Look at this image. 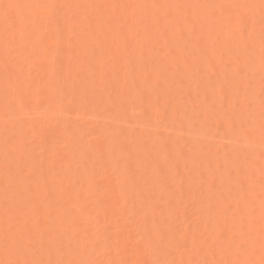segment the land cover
<instances>
[{"label": "rangeland", "instance_id": "rangeland-1", "mask_svg": "<svg viewBox=\"0 0 264 264\" xmlns=\"http://www.w3.org/2000/svg\"><path fill=\"white\" fill-rule=\"evenodd\" d=\"M11 1H12V4L14 3L18 7L17 8L14 7L15 9L12 8V10H8V8H6V6H7V3H8V5L9 4L11 5ZM30 1L29 0L28 1L27 0H0V3L4 4V5L0 4V9H1L0 10V138H2V139H0V141H1L0 142V184H1L0 185V234L2 233L1 234L2 237H3V233H4V235L7 234L8 236L5 237V238H7L6 240H8L10 236H11L10 240H12L13 234H14L13 236L17 237V238L14 237V240L17 241L14 243L15 246L12 245V248H13V246L16 247L13 249V250H15L14 254L12 251V256L17 255V257L16 256H13L10 258L8 257L9 256L8 253H11V250L9 248L11 246L10 245L11 243L9 244L8 242H4V246H3V243H0V247H1L0 249H2L0 251L1 252L0 256H2V257H0V260L1 259L4 260V259L8 258V260L10 259L9 260L10 264H35V263H37V264H53V263H55L53 261H55L56 259H57L56 260L57 263L62 262L63 264H70V263L71 264H83L84 262H85L84 264H87V262H90L92 260L91 261L92 263L99 264L97 261L99 259H102V257H100L101 252H102L101 249L106 246L105 243H109V240H110V243L112 244V245L111 244H109V245L113 246V247H111V249L114 248V250H112L113 251L112 252L111 249H109V250L105 249V251H108L110 253L112 252L113 254L112 253L111 254L113 256L110 254L111 260L112 259L114 260L120 256V253L122 252V250H120V249H123V248H120L122 246L121 244L123 243V242H120L121 238H119L117 240L114 239V237H115L114 231L116 230V228H119V229H122L124 231V233L125 232L128 233V231H130L129 234H132V232H134L133 233L134 235H130L131 238L134 236L132 239L130 238L129 234H127V235L125 234V238H126V236H128L129 239L132 240V241L129 240L130 241L129 242L130 248H129V251L127 250L128 252L125 253V254L128 253L127 257H129V254L134 255V253L138 251V256L135 255L136 258L139 257L141 254L143 256H146V254L148 253L147 254L148 260H149V256H150V260H152L151 258L153 257V259H155V257H156L155 255H157V256H160V258L161 257L165 258V264L166 263L170 264L169 263L170 261L169 262L167 261V260H169V257H170V260L172 259V262L177 261L176 264L181 263V261H182V264H194L195 261H192L190 263L191 260L188 261L186 257H184V258H186L184 260H181V259L179 260V258L182 254L179 257L177 256L178 254H180V252H183L184 250L188 249V247H189L188 245L191 244L189 239L191 240V237L193 236L194 237L193 240L195 239V242L198 241L196 243H199V242L202 243L203 242V244L205 243L207 245L208 242L209 243L212 242V244H213V246H211V248L209 245L206 246V248L209 247L210 249L213 250V251L207 250V251H209L207 253L210 254L211 257L213 258V261H212V259H210V257H209L210 255L208 256L206 254V256H207L206 257L205 255H203V253L201 251H199L200 249L197 250V246L195 245V247H196V250L194 251L195 255H197L201 252L202 253L201 257L205 256L204 258H202V260H200L201 262L204 259L207 260L209 258L210 260L208 259L209 260V261L207 260L208 262H204L205 264H211V262H213L212 264H215V263L219 264L218 262L220 261V259L222 257H223L222 258V260H223L224 256L230 255V254L222 255L225 250L223 251V253L221 250L226 245L225 249L226 250L229 249L226 252L231 253V257L229 256V259L227 260V262H225V264H232L231 262L234 260L233 259L234 258V256H233L234 250L232 251L231 249H233V248L236 249L235 248L236 244L233 245L234 243H232L230 241L231 239L228 238V236H229L228 228L224 229L223 226H221V228H220L218 225H216V226H218V227H216L213 224L216 231L212 230V231H210L211 233H209L210 228L208 226H206V224H208L209 222L205 223V221H207L209 219V217H211L210 219L216 217L212 221H214L217 224L218 221L220 222V216L217 217L218 212L223 213L225 211L221 215L222 217L224 216V214H226L225 216L229 217L230 212L233 214L236 213V215H237V213L239 214L240 210L238 212H235L234 209H236V208L240 209V207H242L244 205L247 207V209H252V208L256 209V207L258 208V206H256V205L260 204V201L262 198L264 199V193H262L263 197L261 194L258 195V192L261 193L260 190L264 188V182H263V180H264V152H262L263 149H262V151H259L260 149H258L261 147L264 148L263 147L264 145L263 146L258 145V143L261 144L260 142H263L262 138L264 139V137H262V132H260L262 124H264V93H263L264 92V85H262V87H261V83L264 84V81H263L264 80V78H263L264 72L262 70V69H264V66L261 68L260 67L261 63H258V65L256 64L257 61H259V60H257L258 55H259L258 50L259 49L261 50L260 46H262V45L257 46V44H260V42L255 43L257 41L256 38L258 35L260 36V37L258 36L259 38H261V39L264 38V13L261 12L258 16V13L256 14V11H254V9H256L257 7L255 6V4L253 5V3L258 2V0H252V3H251V0H246V1L245 0H224L225 2L222 0H220V1L219 0H133L132 1L133 4H132L131 0H54V2H56L55 4L60 5L62 7H58L54 11H49V10L44 9V8L36 7L38 9L39 13L37 12V14H36L34 12L35 15L33 13V11L35 9L32 10V8H33L32 5H33V3L35 4L36 0H30ZM37 1H38L37 4H45V3L50 2L48 0H37ZM260 2H262V0H260ZM31 3H32V5H31ZM26 4H29L28 6H30L31 8L28 7ZM128 4H130V5H128ZM22 5H24V6H22ZM258 5H259V3H258ZM86 6H87V8H86ZM104 6H107V7L105 8ZM259 6H262V4ZM112 7H115V8H112ZM109 8H110V12H107L109 10ZM130 8H133L132 9L133 11ZM134 9H135V11H134ZM203 9L205 10V12ZM5 10L8 13L7 16L5 15V12H6ZM130 11H131L133 16L129 15ZM133 12H135V13H133ZM27 14H28V16H27ZM253 16H254V18H253ZM11 17H12V19H11ZM131 18H132V20H131ZM195 19H197V20H195ZM251 19H254V20H252V22H251ZM227 20L229 21L228 23L226 22ZM255 22H257V24ZM250 23H252V24L249 25ZM62 24H64L63 27H62ZM94 27H95V30H94ZM252 27L254 29H252ZM225 28H226V30H225ZM248 29H251V30H249V33H248ZM177 30H179V31H177ZM252 30H253V32H252ZM178 32H179V34H178ZM18 33H20V34H18ZM90 33H94L93 34L94 36H91L92 34H90ZM257 33H259V34H257ZM23 34H24V36L26 35V38L23 36ZM39 34H41V35H39ZM252 34H254V35H252ZM17 35H20V36H17ZM255 35H256V38H255V40H253ZM40 36L42 38H40ZM20 37H24L26 40L22 39ZM20 39H22V40L20 41ZM246 40H248V41L246 42ZM110 41H112L113 44ZM193 41H194V43H193ZM252 41L253 42L255 41L254 42L255 44ZM244 42H246V43L244 44ZM37 43H39V44L37 45ZM118 43L121 45L122 48L120 47V45ZM171 43H172V45H171ZM234 43H236L237 46H235L236 44H234ZM249 43H251L252 45H250ZM62 45H64V46H62ZM70 45H72V47L69 48L70 49V51H69V49H67V47H70ZM114 45H115V47H114ZM58 46H60V47H58ZM174 46H175V49H174ZM251 46H252V49L250 48ZM254 46H256L257 49L253 50L255 48ZM82 47H83V49H82ZM258 47H260V48H258ZM243 48H245V49H243ZM55 49H58V51L57 50L55 51ZM167 49H168V53H167ZM209 49L212 51L210 52ZM234 49H236L238 52H240V54H237L238 52H236V54H235V52H233V51H235ZM246 49H247V52H246ZM59 50H62V51H59ZM80 50H82L83 52L81 51V53H79ZM122 50H123V53H122ZM248 50H249V52L252 50V52L249 53ZM58 52H61L63 55L65 53L64 58H66V60L62 57L63 55H61V59H60L59 58L60 55ZM241 52H243V53H241ZM46 53H47V55L48 54L49 55L46 56L45 55ZM56 53H58V55H59L58 56L59 61L63 59V61H60V62L56 61L60 66H58V65L54 66L53 65V64H57V63L53 62V59H52L53 58L52 55L54 56V54H56ZM78 53H79V55H78ZM211 53H213V54L211 55ZM245 53H246L247 59L244 57ZM139 55H141V56H139ZM260 55L263 58V60L261 59L260 62H262V64H264L263 63L264 62V57H263L264 54L260 53ZM72 56H73V58H72ZM186 56H187V58H186ZM198 56L200 59L198 58ZM206 56L208 59L210 57H212V58L209 60H206L207 59ZM254 56H256V58ZM70 57H71V59H70ZM233 57L236 59V61L233 60L234 59ZM49 58H51V59L47 60ZM118 58H120V59L118 60ZM99 60H100V62L103 60V62L100 63ZM195 60H196V62H195ZM210 60H211V62H210ZM201 61H204V62H201ZM31 62H33V63H31ZM69 62L72 63L71 66L69 65ZM148 62H150V63H148ZM187 62H189V63H187ZM213 63H215V64L213 65ZM256 65H257V68H256ZM18 66H20L22 69L21 68L18 69L19 68ZM146 66L149 68V70ZM42 67L45 69V71H44V69L42 70ZM51 67H52V69H51ZM55 67H57V68H55ZM180 67H182V68H180ZM99 68H101V70H103V71H100V73H98ZM49 69H50V71H49ZM57 69H58V71H57ZM212 69H213V71H212ZM232 69H233V71H232ZM256 69H257V71L259 69L260 70L258 72H256ZM21 70H23V71H21ZM20 71L23 73H21ZM68 71H70V72L68 73ZM220 71H222L221 75H219ZM44 72H45L46 76L42 77V73L44 75ZM124 73H125V75L127 74L126 77L124 76ZM224 74H225V76H227L226 79H224V77H225ZM235 74H237V75H235ZM15 75H16V77H15L16 80L18 79L20 81H18V80L17 81L15 80V82L11 81V79L14 80ZM102 75H103V77L101 78ZM185 75H186V77H185ZM194 75H196V76H194ZM8 76H10V77H8ZM99 76H100V78H99L100 80L98 81ZM137 76H139V78ZM192 76H193V78H192ZM208 76H209V78H208ZM65 77H66V79H64ZM136 77H137V79H136ZM175 77H176V79H175ZM243 77H244V79H243ZM157 78H158V80H157ZM196 78H197V80H196ZM259 78H261V79L259 80ZM7 79H8V81H6ZM23 79H25L26 82H24ZM31 79H33L34 83H32ZM69 79H70V82H69ZM222 79H223V81H222ZM2 80H3V82H2ZM153 80L159 81V83L160 82L161 83L158 84L159 86L155 85L154 83H158V82H153ZM195 80H196V82L194 83L193 81H195ZM258 81L259 82L261 81L260 84ZM30 82H31V85L29 84ZM199 82H201V83H199ZM231 82H232V84H231ZM9 83L11 86L8 85ZM17 83H18V87L16 88ZM72 83L74 86L72 85ZM126 83H128V84H126ZM137 83H138V85H137ZM148 83H150L151 85H149ZM19 84H21V85H19ZM22 84H24L26 87ZM179 84L181 85V87ZM211 84H213V85H211ZM68 85H70V87H67ZM194 85H196V87H198V86L199 87L196 88L195 90H192ZM221 85H223V86H221ZM71 86H73V87H71ZM201 86H202V88L200 89ZM10 87H14L17 93L15 92L14 88H10ZM182 87H183V89L179 90ZM204 87L205 88L209 87V88L204 89ZM219 87H222L221 90L219 89ZM144 88H145V90H144ZM173 88H174V91H173ZM213 88H214V90H213ZM203 90H205L206 92ZM216 90H218V92H216ZM21 91H23V92H21ZM84 91L85 92L87 91L85 93V95H84ZM120 91H123L124 93L120 92ZM178 91L179 92L181 91V92L179 93ZM192 91L193 92L195 91V94ZM222 91H223V93H222ZM254 91H255V93H254ZM11 92H13V93L11 94ZM18 92H20L21 94H19ZM141 92L145 93L144 96ZM8 93H10V95ZM206 93L208 96H206ZM217 93L219 94L218 96H217ZM159 94H160V96L158 98ZM27 96H28V98H27ZM142 96H143V98H142ZM16 97L18 98L17 101H16V99H17ZM219 98L221 101L219 100ZM247 98H248V100H247ZM19 99H21V100L23 99L22 102ZM37 100H39L38 101L39 103H37ZM18 101H20L21 104L18 105V103H19ZM34 102L37 104H34ZM229 102H231V103H229ZM162 103L165 105L162 106ZM180 103H182V104H180ZM67 104H68V106L66 107ZM223 105H224V107H223ZM18 106H20V107L17 108ZM7 107H8V109H7ZM154 107H155L157 113L155 112V110H153ZM181 107H183V108H181ZM228 108H229V110H228ZM179 109H181V111ZM177 110H178V112H177ZM204 110H205V112H204ZM15 111H17L16 112L17 114L15 113ZM18 111H19V113H18ZM152 111H153L155 116L152 115L153 113L151 114ZM161 111H162V113H161ZM217 111H219V113ZM240 111H241V113H240ZM176 112L178 114H176ZM202 112L204 113L203 115L205 117L203 115H201V118H200V116H198V115H200V113L202 114ZM34 113H36V114H34ZM15 114L16 115L19 114V115L16 116ZM3 115H5V116H3ZM156 115H158L157 119H156ZM215 115H216V117H215ZM256 115H258V116H256ZM213 117H215V118H213ZM31 118H34L33 120H35V121L31 122V120H32ZM211 118H213V119H211ZM218 118H219V120H218ZM226 118H228V119H226ZM154 119H156V120H154ZM225 120L227 121L228 124H226ZM247 121H249V122H247ZM222 122L225 123L224 125H226V127L223 125ZM250 123H251V126H250ZM259 123H261V124H259ZM217 125H221V126L218 127ZM223 127H224V129H223ZM249 128L251 130H253V129L254 130L250 131V130H248ZM13 129H14V131H13ZM223 130H225L226 133ZM22 131H23V133H22ZM223 132L226 134L225 136H224ZM257 133L260 134L261 140H260V137ZM211 134H214V135L217 134V137L215 138V136L213 135V138H211L212 137ZM254 134H256V135H254ZM251 136H252V138L253 137H256V138L252 139ZM68 138L71 141L70 140L68 141L67 140ZM4 139H6V140H4ZM97 140H99L100 143L103 145L100 146V144H98L99 141H97ZM248 140H249L250 144L248 143ZM251 140H253L254 142L251 143ZM7 141H8V143H6ZM72 141L75 142L74 145H73ZM258 141H260V142H258ZM168 142H169V144H168ZM173 142H175L176 145L173 144ZM19 143L21 144V146ZM69 143L70 144L72 143V145H70ZM143 143H144V145H143ZM14 144H16V145H14ZM245 144H246V146L249 145L250 147L244 146ZM253 144H254L255 148L251 147V146H253ZM4 145H7V146H4ZM98 145H99V147H98ZM174 145H175V147H174ZM68 146L71 148H69V149L66 148ZM102 146H103V148H100ZM170 146L174 150L172 148H169ZM109 147L110 148L112 147V149H114L116 147H118V148L114 149V151H113ZM9 148H11L12 150ZM14 148L17 149L18 151L15 150ZM25 148H26V150H25ZM106 148H107V150H105ZM250 148H252V149H250ZM102 149L104 151H102L100 153V150H102ZM254 149H256V150H254ZM13 150H15V151H13ZM73 150L75 151L74 153H73ZM175 150H176V152H174ZM22 151H24V152H22ZM82 151L86 152L84 154L85 157L83 155H81L83 153ZM18 152H19V154H18ZM252 152H254V153H252ZM260 152H262V153H260ZM69 153H70V155H69ZM71 153L73 154V156L75 155L74 158H73V156H71ZM135 153H136V155H135ZM256 153H258L257 158H259V159L252 160L253 157L256 158ZM76 155H78V156H76ZM148 155H150V156H148ZM252 155H253V157H252ZM142 156H143V158H142ZM177 156H179V157H177ZM235 156H236V158H234ZM134 157H135V159H134ZM151 157L152 158L154 157V158L152 159ZM82 158L84 160H82ZM125 158H129V159H126V162H124ZM164 158L166 160L165 162H166L168 167L166 165L164 167L161 164V162ZM238 158H240V159H238ZM80 159L82 161H80ZM160 160H161V162H160ZM80 162H82L84 164V166H85L84 169H83L84 166H81L83 164ZM85 162L87 164H85ZM123 162L125 163V165H123L124 164ZM158 162H159V165H157ZM163 162H164V160H163ZM175 162H176V164H175ZM220 162H222V163H220ZM239 162H240V164H239ZM77 163H79V164H77ZM195 163H197V164H195ZM232 163H234V164H232ZM65 165H67V166L65 167ZM161 165H162V167H161ZM194 166H197V167H194ZM175 167L177 168L176 170H174ZM231 167H233V168H231ZM234 167H236L238 169H236ZM125 168H126V170H125ZM228 168H229V170H228ZM244 168H246L247 170ZM239 169H241V170H239ZM249 169H251V170H249ZM203 172H205L204 175H202ZM250 172L251 173L253 172L252 175H250L251 174ZM98 174L99 175L104 174L105 176L108 174H111L113 179L108 178L109 175L106 177L104 175H102L103 177L100 178L101 175L99 176ZM140 174L142 177L140 176ZM197 174L199 176V179H198ZM224 175L227 177L226 178L227 181L224 180V178H225ZM89 176L94 181V182L91 181L93 183L91 185L95 184L94 187H96V186H97V188L100 187L104 193L106 191L108 193L109 190H107V189L108 188L112 189V187H111L112 185L114 186L113 187L114 189L116 188V190L112 189V191H110V194L113 195L112 196L113 199L110 197L111 195L109 193H108L109 195H107V193H106L107 196L106 195L102 196V194H103L102 191L99 192L100 188L99 189L94 188L95 190H97L95 192L96 195L93 193L95 195L94 198H98V196L100 194H101L100 196H102L101 198L99 197L100 199L97 201L96 200L94 201V198L92 197L93 201L96 203L98 202V204L100 203L99 201H101V204H99L100 207L103 208L101 210H104L105 206H106L105 207V209H106L107 205H108V208L110 210V207H109L110 205L107 201V198L108 199L110 198L113 200L112 201L109 199V201H111L110 204L112 206L111 207L112 211L110 210V213L114 212V210H116L117 213H119L117 208L119 209V206H121L123 208V205L126 204V203H124L125 201L127 202V204H128V202L131 203L129 207L130 208L132 207V208L130 209L129 207H127L128 205L126 204V206H125L126 209L124 208L123 212L121 211L119 214H116V215H115V212L111 213L112 214L111 216L113 218H115L114 220H111L112 217L109 216L110 213H107L108 214L107 216L109 218L107 216H104V215H106L105 211H104L105 213L102 212L104 214L103 215L104 218L102 216H98V217L95 215L93 216L92 214H94L93 213L94 211L92 209H94V208H92V207H93V205L95 206L96 203L95 204L92 203L93 204L92 207L90 206L91 210L89 208L87 209L88 211L86 209L84 211V208L78 209L79 207H77V206H79V203H81V202L83 203V200L85 201L84 198H85L86 193L83 192L85 195L80 193L84 197L82 195L78 194V195H80L79 197H81V198L83 197V198L82 199L79 198V202L76 203L77 204V206H76L74 202H77V201L72 202V199L76 200L77 199L76 197H78V196L75 195L76 194L75 191L71 190L73 187L71 189H70V187L73 186V184H75L76 186H74V188H75V190H77L78 188L76 189V187H79V183H80L82 186L81 189H80L81 186L79 187L80 190H87V191H91V193H92L94 191V190H92L93 187L87 186V185H90V182L87 183V185L85 183L86 178L87 177L90 178ZM1 177L4 178V181H3V178H1ZM72 177H75L76 180L78 178L79 179L81 178L80 180H82L83 185L79 179H78V181H80V182L76 181L77 184L71 182L74 179ZM83 177L84 178L86 177V178L84 179ZM222 177H223V179H222ZM249 177L253 180H249L250 179ZM6 178H8V179H6ZM53 178L58 179L59 184H61L63 182L65 183V181H66V183H65V185L61 184V187H60L58 184V181L53 180ZM65 178H69V179L71 178L70 179L71 181H69V179L65 180ZM114 178L115 179L118 178V180H115ZM135 178L140 179L141 182L137 181V179H135ZM210 178H212V179H210ZM60 179H62V180H60ZM107 179H109V180L111 179L112 181L114 180L115 182H112V181L109 182ZM152 179H155L156 181L152 180ZM219 179H221V181H217ZM160 180H161V183L159 184ZM222 180H223V182H222ZM243 180L245 182H242ZM67 181L69 182V184H71V183H73V184L68 185V187H66V185L68 184ZM136 181L139 182V183H137V186L135 185ZM150 181L152 184L149 183ZM224 181H226L227 183L226 182L224 183ZM129 182H131V183H129ZM133 182H134V184H133ZM208 182L211 184H209ZM220 182H221V185H219ZM140 183L141 184L143 183V184L141 185ZM191 183L193 185L192 187H190ZM207 183L209 186H207ZM254 184H256V186L259 185L258 188L255 187L256 190L258 189V191L252 190L253 192H257V194H251L252 191L251 190H250L251 192L249 191V188H251V186H253ZM129 185L133 186V188L137 187V188H134V190H132V194H133L132 197L134 199L131 198L136 203L133 201L130 202L128 199L126 200V198H124L125 199L124 202L121 200V198L118 199L119 196L122 198L125 197L124 194L128 190H129L128 192H130V189H128L130 187ZM138 185H141L140 187L142 189H144L143 186H145V188H147V189H144V190L141 189L142 192H140V191H138L140 188ZM165 185H166V187H165ZM212 185H213V187H212ZM224 185H226V186L224 187ZM247 185H248V187H247ZM188 186L190 188H188ZM89 187L91 190L89 189ZM149 187H151V188L149 189ZM164 187H165V189H164ZM222 187H223V189H221ZM74 188H73V190H74ZM153 188L155 189V191ZM158 188H159V190H158ZM193 188L196 190H194ZM198 188H199L200 192L198 191ZM189 189H190V191L192 190V192H189ZM210 189H211V191H210ZM118 190H119V193H118ZM124 190H127V191L125 192ZM147 190H150V191L148 192ZM120 191H121V193H123V192H125V193H123V195H122L120 193ZM146 191L148 192V194L145 193ZM248 191L250 192V194ZM20 192H21V194H19ZM111 192H113L115 194H112ZM167 192H169V193L171 192V194H173L174 192L175 193H174V196H172L171 194H167ZM247 192H248V194H247ZM73 193H75L74 194L75 198H72ZM134 193H138V194H134ZM140 193H142V194H140ZM191 193H193V194L191 195ZM10 194L12 196H9ZM65 194L68 195L69 197L72 196L71 198H69V201H71L70 202L71 204L67 201L68 196H65ZM70 194H71V196H70ZM88 194H90V193L88 192ZM119 194H121L122 196ZM165 194H167V195H165ZM178 194H179V196L182 195V197H180V198L177 197ZM90 195H92V194H90ZM114 195H116L117 197ZM134 195H136V196L138 195V196L135 197ZM168 195H169V197H168ZM189 195H191V196H189ZM195 195L198 196L199 199L197 197H195ZM14 196H15V198H14ZM104 196H106V197H104ZM159 196H162V199H161V197L159 198ZM86 197H87V195H86ZM115 197L117 198L116 200H115ZM149 197L150 198L152 197L153 199L152 198L150 199ZM184 197H185V200L187 199V201L189 199H192V198H193V200L192 201L190 200L188 202L184 200L185 201L184 202L183 201ZM3 198L5 200H3ZM89 198H91V197L89 196ZM195 198H197V199L195 200ZM242 198H243L244 202L241 201ZM80 199H81V201H80ZM140 199H142L144 201L146 200V202H147L146 204H148L149 201L151 203L153 201V203H155L154 209L156 208L155 206L158 207V209H155L156 214L160 213L157 215L160 216L163 214L164 216L163 215L160 216L161 218L158 216L156 218L154 217V218H152L153 220L151 218H149V219L147 218V222L142 223L141 220L147 216L150 217L151 213H152L150 211L153 210V213H154V209H152L153 204L149 208L150 203L148 204V206H146L144 204V202L141 201ZM165 199H166V201L169 199V201L167 202L168 204L165 203L166 202ZM170 199H172V201ZM176 199H177V201H179L178 204H177V201H175ZM180 199H182L181 200L182 202H180ZM259 199H260V201H259ZM157 200H158V203H157ZM86 201L91 203V201H89L88 198H86ZM121 201L124 204H122ZM195 201H197V202H195ZM235 201H237L236 204H235ZM245 201H247V202H245ZM114 202L118 203L117 206H116V204H114ZM138 202L139 203L141 202L142 205L138 204ZM191 202H195L196 204L192 203L193 204L192 205ZM230 202H231V204H230ZM9 203H12V204H9ZM156 203L158 205L159 204L160 205L158 206ZM172 203H173V205H172ZM83 204L84 205L86 204L89 206V204H87V202H85ZM209 204H210V207L208 206ZM239 204L240 205L242 204V206H240ZM113 205H114V207H113ZM196 205H197V207H196ZM74 206L77 207L78 212H80V210L81 211L83 210V212L85 213L84 214L82 212L83 216L80 213H79L80 215L77 214V216H80V218L82 217L81 219L78 218L77 216H75L78 220L80 219V221H78L76 218H74V221H73V219H71L74 215H76V213H78V212H75L77 210L75 208H73ZM96 206H97V204H96ZM192 206L194 207V209ZM224 206H225V208H224ZM37 207H40V210ZM41 207H44L45 210H43L42 212L45 211V214L44 213L42 214V212L39 213V211L42 210ZM121 207H120V209H122ZM138 207H140V208H138ZM163 207H164V209H163ZM178 207L180 210L176 209ZM229 207H231V208H229ZM32 208H34V209H32ZM145 208L147 209L146 211H144ZM159 208H161V209H159ZM196 208H199V210L197 209L198 211H196ZM208 208L209 209L211 208L210 211ZM263 208H264V206H263ZM35 209L38 212H36ZM48 209H50L52 215ZM182 209L184 212H182ZM228 209H230V211ZM89 210L93 211V212H90ZM161 210L165 213H162ZM200 210H202L201 213H199ZM171 211H173V214L171 213ZM193 211H195V212H193ZM53 212H54V215H53ZM55 212H57V214H55ZM143 212H145V213L142 214ZM168 212L171 213V215H170L171 217L169 216ZM202 212H204V213L202 214ZM88 213H90L91 215ZM95 213L97 214V212H95ZM121 213L124 216H122ZM146 213H148V214L145 215ZM167 213H168V215H167ZM174 213L176 215H174ZM180 213L183 215H181ZM184 213L186 215H184ZM192 213H195V214L192 215ZM37 214L39 215L38 217H37ZM100 214H101V211H100ZM156 214H155V216H156ZM188 214L189 215L191 214V216H189ZM196 214L201 215L202 217H205V218L207 217L208 219L203 218L205 220L204 221L203 219H201L202 217L200 216L199 217L200 220H199V218L197 217ZM207 214H209V215L207 216ZM19 215L22 217H19ZM34 215H36V216H34ZM50 215H51V218H50ZM57 215H60V216H57ZM85 215H90V216H87V219H89L88 217H92L91 219H93V217H94L93 220L97 219V220H95V222L97 221L99 224H96V223L95 224L98 227L94 226L93 228L91 227V228H88L89 230H87L86 228H87V226L89 227L91 225V224H89V222H91V221L86 222L87 224L86 223L80 224L81 220L83 219V217ZM119 215L123 219H125L126 221L123 220ZM172 215L175 216L174 217L175 219H173V220L171 219L173 217ZM177 215L178 216L180 215V217H178ZM236 215L234 214V216H232V217L235 219L237 217ZM247 215H248V213H247ZM52 216L60 217V218L54 219V217H52ZM63 216H64V218L67 217V218H65L66 221L69 218L71 219V220L69 219L70 221L68 220V222H67V225L69 224L68 228L65 227L66 225H64L65 220L63 219ZM134 216L136 218H133ZM153 216H154V214H153ZM183 216H185V217H183ZM225 216H224V219H225ZM99 217H101V219ZM119 217L121 218V220H119L120 219ZM129 217H130V219H132L131 221H130V219L128 220ZM141 217H144V218L141 219ZM181 217L184 218V221H183V219L181 220ZM21 218H24L25 220L21 219ZM35 218H37V222L35 224V225L38 224L37 229H36V227H34L35 225H32V223L34 222L33 220ZM102 218L105 222L102 221ZM105 218H107L106 219L107 221L105 220ZM116 218L117 219L119 218V219L117 220ZM177 218L179 219V221L177 220ZM59 219L60 220L63 219L62 224L59 223V221H58ZM75 219H76V221H75ZM84 219H85V217H84ZM109 219H110V221H109ZM133 219H135V220H133ZM189 219L191 221H188ZM229 219H231V218H227V220L225 219L226 220L225 222L227 224V225L225 224V227H229L232 224ZM248 219H250V217ZM28 220H30L31 222ZM115 220H117V222L120 224V226L117 222H115ZM185 220H186V223H185ZM201 220H202V222H200ZM16 221L17 222L19 221L18 224L16 223ZM25 221H26V223L24 224ZM111 221L112 222L114 221L116 224L113 225V223ZM181 221L183 222V224L180 223V224H182V228H181V225L179 224V222H181ZM29 222L31 223V225L29 224ZM82 222H83V220H82ZM92 222H94V221H92ZM106 222H108L109 225L111 223V225L110 226L107 225L108 223H106ZM124 222H127L126 224H129V225L131 224V226L129 227L128 225L124 224L125 225V227H124V225H123ZM174 222L176 224L178 223V226H180L181 230L183 229V227L188 226L187 227L188 232L191 233V230H192L194 234L196 233L195 231L197 230L198 227H199V229H198L199 231H200L201 227L202 228L204 227L203 230H205L206 229L205 227H207L208 230H206V231H203L201 229V231L199 232L197 230L198 234L204 232V233L200 234V237L202 236V238L205 240L200 238L199 235L196 236L197 233L195 235L193 233H191V235L193 234L191 237L187 236V235H189V233L187 232L186 236L189 237V239L185 237L184 238L185 240L182 238L183 242L182 241L177 242L181 246L178 245L175 247V245H177V243H176L175 245L173 244L174 246H172V244H169V246L171 245L172 248L168 247V245H167L168 243L164 244L167 242L166 239L169 238L168 233L170 235L172 233H174L173 228L176 229V231L181 232L180 228L174 227V226H176L173 224ZM20 223L22 225L24 224L23 225L24 227L22 225H20ZM144 223L146 225H147V223L150 225V226L147 225L148 228L152 227V225H153V228L155 230H153V229H152V231H150L151 229L148 230L147 226H145ZM151 223H154V224H151ZM53 224L55 225V227ZM70 224H71L72 228H70ZM95 224H93V225H95ZM132 224H133V228H131ZM164 224H166V225H164ZM200 224H204L205 226L204 225L200 226ZM56 225H57V229H55ZM80 225H81V227H77V229L80 228V229H78V232L77 233L74 232L76 236L75 235L73 236V234H72L73 232L70 233L69 231H73L74 227L80 226ZM115 225H117L118 227ZM103 226H106V227L102 228ZM143 226H145L147 228V230ZM235 226H237V225H235ZM99 227L102 229V232H104L105 235L108 234L109 237L112 235L114 236L111 238L114 242L111 239H108V237H107L108 242H106L107 241L106 237L104 240H101V243L99 245L101 246L102 242H104L103 244L105 245L104 246L102 244L101 249H100V246L97 245L98 240L96 239L97 237L102 238L101 235L103 236V233L99 234L97 231V230H99ZM159 227L162 229H160ZM19 228H21V229H19ZM94 228H96L97 230ZM195 228H196V230H195ZM216 228H220V229H216ZM237 228H238V226H237ZM67 229H69V231ZM75 229L76 228H74V230ZM92 229H93V231H90ZM104 229H106L105 231H108V232H105ZM259 229H261V228H259ZM122 230H120V231H122ZM142 230H144V232H142ZM185 230H186V228H185ZM185 230H184V233H185ZM244 230L243 231L246 233L247 229H244ZM15 231H17V232L15 233ZM60 231H62V233H60ZM117 231H118V229H117ZM18 232L21 235H18ZM141 232L144 234H142ZM145 232H147V233L145 234ZM180 232L179 233L175 232V233L177 234V236L183 235V234H180ZM206 232H208V233H206ZM218 232H220L221 235H219ZM254 232L252 233V235L254 234ZM8 233H11L12 235H10ZM100 233H101V231H100ZM138 233H140V234H138ZM149 233H151V234H149ZM260 233H261L260 235H262L263 231H261ZM24 234H25V236H24ZM28 234H30V235H28ZM69 234H71V235H69ZM83 234H85L84 236L86 237L85 241H87V238H88L87 243H90L89 241H91V242L95 243L94 246L97 245L99 247V250H101L100 254H99V252L97 253V256L99 254V256H98L99 258L96 259L97 261L93 257V256L97 257L96 255H94V252H93V254L92 253L90 254V252H89L92 250V248H90L92 246V243L88 244V246H87L86 242L83 241L84 238H81V237L80 238L82 239V241H79V239H80L79 236H83ZM89 234H93L97 242L95 240H93L94 238L91 239V236H93V235H89ZM135 234H138V235H135ZM164 234L167 235V237H165ZM176 234H175V237H176ZM208 234L210 236L209 238H208V236L203 237V235H208ZM39 235H40V238H39ZM57 235H59V236H57ZM144 235H147V237H144ZM150 235H152L153 238L154 237L157 238V243H158L159 237L160 238L163 237V238L160 239L161 242L159 241V243L156 244L155 239L152 240L155 243L150 242L151 239H148L149 237H151ZM161 235H163V236H161ZM236 235H238V234H236ZM34 236L36 239L34 238ZM53 236H55L56 238ZM70 236L72 237V239L75 237L74 241L72 239L68 238ZM211 236H214V237H211ZM217 236H218V239L216 240ZM2 237H0V238L3 239ZM18 237H20V238H18ZM57 237H59V238H57ZM171 237L172 236H170V238ZM220 237H222V238H220ZM51 238H53L54 241H53V239L51 241ZM199 238L202 239V241L199 240ZM29 239H31V242H29ZM75 239H77V240H76L75 246H73L74 245L73 242H75ZM177 239H179V236L177 237ZM177 239L173 240V242L177 241ZM3 240H0V242L1 241L3 242ZM19 240H20V243H19ZM144 240L151 243V244L149 243L151 245L149 247V248H151L150 251L148 250L149 248L147 250L149 252H152L151 253L152 257L148 251H147V253L142 252V250L145 249L144 246L145 245L147 246V244H143V243H146ZM180 240H181V237H180ZM206 240H207V243H206ZM24 241H25V243H24ZM26 241H27V243L29 242V245L26 243ZM171 241H169V242L171 243ZM184 241H185V244H183ZM223 241H225V243L229 242L228 245H230V246H228L227 243L225 244ZM21 242H23V243H21ZM69 242H70V244H68ZM80 242H82V243L84 242L85 244L84 243L83 244L81 243V245L77 244ZM131 242H133V243L136 242V243L135 244L132 243L133 244L132 245ZM137 242L138 243L141 242V243L138 244ZM5 243H6V245H5ZM222 243H224V245ZM7 244H9L10 246H8ZM24 244H26V245H24ZM115 244L117 247L115 246ZM136 244L139 246H137ZM159 244H160V246H159ZM199 244H197V245H199ZM205 244L203 246L201 245L200 247L205 248ZM82 245L83 246L86 245L85 246L86 251H84L85 249L84 250L82 249V248H84V247H82ZM109 245H107V246L109 247ZM131 245L132 246L136 245V246H134V248L137 249L136 251H133L134 252L133 254H131L132 252H130V250H134ZM7 246H8V248H5ZM179 246L181 248H184V250H180L181 248ZM232 246H234V247H232ZM80 247H82L81 250H80ZM87 247H88V249H87ZM160 247H163L164 249H162ZM177 247L179 249V250L178 249L177 250L180 251L179 253H178V251L175 250ZM195 247L194 246L189 247L190 251L192 250V248H195ZM200 247H198V248H200ZM3 248H4V250L9 249L8 251H10V252H8V251L5 252L3 250ZM93 248L96 249L97 247L96 248L93 247ZM117 248H120V249H117ZM165 248L172 249L173 252L176 251L177 254H176V252L173 253L172 250H167ZM76 249L79 251H77ZM189 249H188V251H189ZM82 250H83V252H85L84 255H83ZM97 250H98V248H97ZM118 250H120V253L118 252ZM165 250L168 252L163 253ZM64 251H66V252H64ZM87 251L89 254L87 253ZM155 251H156V254H155ZM188 251H186V252L188 253ZM48 252L51 254H49ZM54 252L57 253V254L53 255L54 258L57 257L55 259L52 257V254ZM60 252L62 254L64 253L66 258L65 257L63 259H62V257L60 258V256H64V255H61ZM160 252H161V254H160ZM186 252H185V254H186ZM196 252H197V254H196ZM215 252H218L217 255ZM70 253H71V255H70ZM102 253H104V251ZM139 253H141V254L139 255ZM166 253L167 254L169 253L170 255L169 254L166 255ZM192 253H193V251H192ZM214 253L216 256L214 255ZM220 253H222V254H220ZM6 254H8V256ZM107 254H106V252H105L106 256L103 254L105 256V259H108L106 257L110 256L109 253H107ZM153 254H155L154 255L155 257L153 256ZM218 254L222 257L220 258V256ZM256 254H257V252L255 253V255ZM87 255H89V256H87ZM116 255H117V257H116ZM165 255L169 256V257H167L168 259L165 257ZM70 256L71 257L73 256L74 259L71 258ZM121 256H122V254H121ZM125 256L126 255H124V259H125ZM135 256H133V258ZM173 256H175V257H173ZM191 256L197 257V259H199L198 257H200V255L194 256L193 254ZM5 257H7V258H5ZM82 257L84 259H85V257H86V259H87V257L91 258V259H87V261H85L86 260L85 259L83 261ZM58 258H59V260H58ZM70 258H71V260L69 261ZM133 258L131 257L130 260H128L129 263L126 261L127 259L122 260L123 261L122 263L123 264H126V263L127 264H132V263L133 264H142L141 261H140L141 263L140 262L137 263L138 261L135 260L136 258H134V259ZM160 258L157 257V259H159V260H160ZM176 258H178V259L176 260ZM227 258L228 257H226L225 260H223V262H221V261L220 262L224 264V261H226ZM51 259L53 261H51ZM61 259L64 260L65 262L60 261ZM75 259H77V260L80 259V261L77 262V260H75ZM105 259H103V260H105ZM29 260L34 261V263L32 261L29 262ZM214 260H215V262H214ZM67 261H68V263H67ZM106 261L107 260L103 261V263L106 264L107 263ZM110 261H108V262H110ZM115 261L116 260H114V262L111 261V264H114ZM130 261H132V262H130ZM200 261H199V263H201ZM2 262L5 264L6 260H4ZM154 262H155V260H154ZM157 262L158 261L156 260L155 263H157ZM261 262H263V260ZM122 263H120V264H122ZM163 263L164 262H162V264ZM204 263L202 262L201 264H204ZM0 264H2L1 261H0ZM147 264H149V263H147ZM172 264H175V263H172ZM241 264H243V263H241Z\"/></svg>", "mask_w": 264, "mask_h": 264}, {"label": "bare ground", "instance_id": "bare-ground-1", "mask_svg": "<svg viewBox=\"0 0 264 264\" xmlns=\"http://www.w3.org/2000/svg\"><path fill=\"white\" fill-rule=\"evenodd\" d=\"M27 1H28V0H27ZM29 1H30V0H29ZM48 1H50L49 3H56V2H54V0H52V1H51V0H48ZM132 1H133V0H131V2H132ZM219 1H220V0H219ZM222 1H224V0H222ZM222 1H221V2H222ZM245 1H246V0H245ZM1 2H2V1H1ZM3 2H4V1H3ZM30 2H31V1H30ZM37 2H38V1L36 0V1H35V4L33 3V5H32V3H31V5H32V7H33L32 10H34V9L36 10V11L34 10L33 13L35 12L36 14H37V12H38V9H37L36 7H34V6L37 4ZM224 2H225V1H224ZM243 2H244V1H243ZM255 2H256V1H255ZM85 3H86V2H85ZM251 3H252V0H251ZM258 3H259V5L262 4V2H260V0H258V2L253 3V5L255 4V6H256L257 8L255 7L256 9H254V8H253V9H254V11H256V14L258 13V16H259V14H260L261 12L264 13V7L259 6ZM0 4L2 5L3 3H0ZM13 4H14V3H13ZM13 4H12V1H11V5H13ZM18 4H19V3H18ZM132 4H133V2H132ZM132 4H131V5H132ZM220 4H221V3H220ZM222 4H223V3H222ZM3 5H4V4H3ZM7 5H8V3H7ZM9 5H10V4H9ZM14 5H15V4H14ZM26 5L28 6L29 4H26ZM37 5H38V4H37ZM128 5H130V4H128ZM195 5H196V4H195ZM207 5H208V4H207ZM232 5H233V4H232ZM22 6H24V5H22ZM132 6H133V5H132ZM177 6H178V5H177ZM17 7H18V6H17ZM17 7H15V8H17ZM28 7H30V6H28ZM104 7L106 8L107 6H104ZM235 7H236V6H235ZM15 8H14V9H15ZM23 8H24V7H23ZM26 8H27V7H26ZM30 8H31V7H30ZM86 8H87V6H86ZM105 8H104V9H105ZM112 8H115V7H112ZM174 8H175V7H174ZM193 8H194V7H193ZM262 8H263V9H262ZM107 9H108V8H107ZM130 9L132 10L133 8H130ZM204 9H205V8H204ZM204 9H203V10H204ZM0 10H1V9H0ZM8 10H12V8H11V9H8ZM18 10H19V9H18ZM21 10H22V9H21ZM27 10H28V9H27ZM172 10H173V9H172ZM179 10H180V9H179ZM182 10H183V9H182ZM199 10H200V9H199ZM260 10H261V11H260ZM5 11H6V10H5ZM19 11H20V10H19ZM25 11H26V10H25ZM28 11H29V10H28ZM132 11H133V10H132ZM134 11H135V9H134ZM12 12H13V11H12ZM90 12H91V11H90ZM107 12H110V8H109V10H108ZM107 12H106V13H107ZM166 12H167V11H166ZM204 12H205V10H204ZM35 13H34V15H35ZM38 13H39V12H38ZM133 13H135V12H133ZM193 13H194V12H193ZM11 14H12V13H11ZM63 14H64V13H63ZM63 14H62V15H63ZM253 14H254V13H253ZM65 15H66V14H65ZM65 15H64V16H65ZM129 15H130V16H133L132 13H131V11H130V14H129ZM254 15H255V14H254ZM27 16H28V14H27ZM37 16H38V15H37ZM193 16H194V15H193ZM13 17H14V16H13ZM69 17H70V16H69ZM82 17H83V16H82ZM221 17H222V16H221ZM223 17H224V16H223ZM251 17H252V16H251ZM255 17H256V16H255ZM201 18H202V17H201ZM224 18H225V17H224ZM253 18H254V16H253ZM11 19H12V17H11ZM133 19H134V18H133ZM131 20H132V18H131ZM195 20H197V19H195ZM246 20H247V19H246ZM252 20H254V19H251V22H252ZM106 21H107V20H106ZM202 21H203V20H202ZM247 21H248V20H247ZM256 21H257V20H256ZM223 22H224V21H223ZM226 22L228 23L229 21L227 20ZM238 22H239V21H238ZM202 23H203V22H202ZM255 23L257 24V22H255ZM225 24H226V23H225ZM251 24H252V23H250L249 25H251ZM8 25H9V24H8ZM63 25H64V24H62V27H63ZM228 25H229V24H228ZM96 26H97V25H96ZM62 27H61V28H62ZM174 27H175V26H174ZM250 27H251V26H250ZM59 28H60V27H59ZM228 28H229V27H228ZM62 29H63V28H62ZM96 29H97V28H96ZM175 29H176V28H175ZM221 29H222V28H221ZM252 29H254V28L252 27ZM58 30H59V29H58ZM94 30H95V27H94ZM201 30H202V29H201ZM219 30H220V29H219ZM225 30H226V28H225ZM249 30H251V29H248V33H249ZM56 31H57V30H56ZM59 31H60V30H59ZM73 31H74V30H73ZM73 31H72V32H73ZM177 31H179V30H177ZM255 31H256V30H255ZM255 31H254V32H255ZM60 32H61V31H60ZM175 32H176V31H175ZM180 32H181V31H180ZM229 32H230V31H229ZM232 32H233V31H232ZM252 32H253V30H252ZM56 33H57V32H56ZM58 33H59V32H58ZM250 33H251V32H250ZM18 34H20V33H18ZM90 34H92L91 36H94V35H93L94 33H90ZM178 34H179V32H178ZM257 34H259V33H257ZM39 35H41V34H39ZM250 35H251V34H250ZM252 35H254V34H252ZM17 36H20V35H17ZM23 36H24V34H23ZM258 36H259V35H258ZM258 36H257V38H256V35H255L253 40H255V38H256L257 41H256V42L254 41V42H255V43L260 42V44H257V46H258V45L260 46V45H262V39H264V38L261 39V38H259L260 36H259V37H258ZM24 37L26 38V35H25ZM24 37H20V38L25 39ZM115 37H116V36H115ZM196 37H197V36H196ZM247 37H248V36H247ZM13 38H14V37H13ZM13 38H12V39H13ZM17 38H18V37H17ZM40 38H42V37L40 36ZM248 38H249V37H248ZM251 38H252V37H251ZM22 39H20V41H21ZM31 39H32V38H31ZM36 39H37V38H36ZM25 40H26V39H25ZM32 40H33V39H32ZM80 40H81V39H80ZM180 40H181V39H180ZM251 40H252V39H251ZM260 40H261V41H260ZM20 41H19V42H20ZM37 41H38V40H37ZM116 41H117V40H116ZM171 41H172V40H171ZM196 41H197V40H196ZM196 41H195V42H196ZM247 41H248V40H246V42H247ZM68 42H69V41H68ZM68 42H67V43H68ZM78 42H79V41H78ZM110 42L113 44L112 41H110ZM246 42H244V44H245ZM252 42H253V41H252ZM252 42H251V43H252ZM254 42H253V43H254ZM20 43H21V42H20ZM35 43H36V42H35ZM58 43H59V42H58ZM83 43H84V42H83ZM83 43H82V44H83ZM115 43H116V42H115ZM193 43H194V41H193ZM251 43H249V44L252 45L253 43H252V44H251ZM255 43H254V44H255ZM38 44H39V43H37V45H38ZM73 44H74V43H73ZM73 44H72V45H73ZM118 44H119V43H118ZM230 44H231V43H230ZM234 44H236V43H234ZM244 44H243V45H244ZM64 45H65V44H64ZM64 45H62V46H64ZM72 45H70V47H67V46H66L67 49L71 48ZM77 45H78V44H77ZM119 45H120V44H119ZM122 45H123V44H122ZM171 45H172V43H171ZM171 45H170V46H171ZM226 45H227V44H226ZM243 45H242V46H243ZM111 46H112V45H111ZM146 46H147V45H146ZM231 46H232V45H231ZM235 46H237V44H236ZM58 47H60V46H58ZM114 47H115V45H114ZM117 47H118V46H117ZM120 47H121V45H120ZM229 47H230V46H229ZM254 47H255V48H254L253 50L257 49L256 46H254ZM260 47H261V50L259 49V50H258L259 53L257 52V53L259 54V55L257 54V55H258L257 60H259V61H257L256 59H255V60L257 61V63H256L257 65H258V63H261L262 66H261L260 64H259V65H260V67L262 68V67L264 66V64H262V62H260L261 59L263 60V58L261 57L260 53L264 54V50H263L264 48H263L262 46H260ZM260 47H258V48H260ZM121 48H122V47H121ZM250 48L252 49V46H251ZM59 49H60V48H59ZM82 49H83V47H82ZM170 49H171V48H170ZM174 49H175V46H174ZM232 49H233V48H232ZM243 49H245V48H243ZM44 50H45V49H44ZM56 50L58 51V49H55V51H56ZM120 50H121V49H120ZM126 50H127V49H126ZM209 50H210V49H209ZM234 50H235V51H233V52H235V54H236V52H238V51H237L236 49H234ZM238 50H239V49H238ZM59 51H62V50H59ZM69 51H70V49H69ZM81 51H82V50H80L79 53H81ZM202 51H203V50H202ZM211 51H212V50H210V52H211ZM231 51H232V50H231ZM242 51H243V50H242ZM261 51H262V52H261ZM45 52H46V51H45ZM82 52H83V51H82ZM142 52H143V51H142ZM144 52H145V51H144ZM206 52H207V51H206ZM246 52H247V49H246ZM248 52H249V50H248ZM250 52H252V50H251ZM250 52H249V53H250ZM58 53H59L60 56L58 55ZM58 53L54 54V56L52 55L53 58L51 57V58L53 59V62H55V63H57L56 61H59V60H58V56H59V58L61 59V55H63L61 52H58ZM79 53H78V55H79ZM122 53H123V50H122ZM147 53H148V52H147ZM167 53H168V49H167ZM213 53H214V52H213ZM213 53H211V55H212ZM241 53H243V52H241ZM52 54H53V53H52ZM70 54H71V53H70ZM206 54H207V53H206ZM214 54H215V53H214ZM237 54H240V52H238ZM45 55L48 56L49 54L47 55V53H46ZM56 55H57V56H56ZM64 55H65V53H64ZM64 55L62 56L63 58L65 57ZM204 55H205V54H204ZM249 55H250V54H249ZM139 56H141V55H139ZM139 56H138V57H139ZM202 56H203V55H202ZM252 56H253V55H252ZM259 56H260V57H259ZM101 57H102V56H101ZM221 57H222V56H221ZM235 57H236V56H235ZM240 57H241V56H240ZM244 57L247 59V57H246V53H245V56H244ZM254 57L256 58V56H254ZM263 57H264V56H263ZM45 58H46V57H45ZM51 58H49V59H47V60H50ZM72 58H73V56H72ZM120 58H121V57H120ZM120 58H118V60H119ZM163 58H164V57H163ZM186 58H187V56H186ZM198 58H199V56H198ZM206 58H207V56H206ZM206 58H205V59H206ZM211 58H212V57H210L209 59H211ZM215 58H216V57H215ZM233 58H234V57H233ZM259 58H260V59H259ZM64 59L66 60V58H64ZM70 59H71V57H70ZM149 59H150V58H149ZM184 59H185V58H184ZM199 59H200V58H199ZM209 59L207 58L206 60H209ZM243 59H244V58H243ZM252 59H253V58H252ZM84 60H85V59H84ZM213 60H214V59H213ZM233 60L236 61L235 58H234ZM239 60H240V59H239ZM255 60H254V61H255ZM60 61H63V59L60 60ZM60 61H59V62H60ZM185 61H186V60H185ZM199 61H200V60H199ZM99 62H100V60H99ZM102 62H103V60H102L100 63H102ZM189 62H190V61H189ZM189 62H187V63H189ZM191 62H192V61H191ZM193 62H194V61H193ZM195 62H196V60H195ZM201 62H204V61H201ZM210 62H211V60H210ZM212 62H213V61H212ZM215 62H216V61H215ZM240 62H241V61H240ZM20 63H21V62H20ZM23 63H24V62H23ZM31 63H33V62H31ZM148 63H150V62H148ZM197 63H198V62H197ZM263 63H264V62H263ZM71 64H72V63L69 62V65H70V66H71ZM103 64H104V63H103ZM182 64H183V63H182ZM214 64H215V63H213V65H214ZM20 65H21V64H20ZM42 65H43V64H42ZM53 65H54V66H57V65L60 66L58 63H57V64H53ZM69 65H68V66H69ZM104 65H105V64H104ZM104 65H103V66H104ZM195 65H196V64H195ZM233 65H234V64H233ZM257 65H256V68H257ZM22 66H23V65H22ZM211 66H212V65H211ZM18 67H19L18 69L21 68L20 66H18ZM72 67H73V66H72ZM146 67H147V66H146ZM223 67H224V66H223ZM55 68H57V67H55ZM55 68H54V69H55ZM58 68H59V67H58ZM68 68H69V67H68ZM147 68H148V67H147ZM180 68H182V67H180ZM187 68H188V67H187ZM192 68H193V67H192ZM194 68H195V67H194ZM236 68H237V67H236ZM21 69H22V68H21ZM43 69H44V68L42 67V70H43ZM51 69H52V67H51ZM54 69H53V70H54ZM178 69H179V68H178ZM225 69H226V68H225ZM53 70H52V71H53ZM148 70H149V68H148ZM182 70H183V69H182ZM184 70H185V69H184ZM259 70H260V69H259ZM259 70H258V71H259ZM262 70H263V72H264V69H262ZM262 70H261V71H262ZM21 71H23V70H21ZM21 71H20V72H21ZM44 71H45V69H44ZM49 71H50V69H49ZM55 71H56V70H55ZM57 71H58V69H57ZM100 71H103V70H101V68H99V72H98V73H100ZM187 71H188V70H187ZM212 71H213V69H212ZM232 71H233V69H232ZM250 71H251V70H250ZM258 71H257V69H256V72H258ZM261 71H260V72H261ZM41 72H42V71H41ZM41 72H40V73H41ZM53 72H54V71H53ZM69 72H70V71H68V73H69ZM221 72H222V71H220V74H219V73H218V74L221 75ZM223 72H224V71H223ZM228 72H229V71H228ZM21 73H23V72H21ZM51 73H52V72H51ZM125 73H126V72H125ZM125 73H124V76L126 77L127 74L125 75ZM183 73H184V72H183ZM233 73H234V72H233ZM18 74H19V73H18ZM52 74H53V73H52ZM55 74H56V73H55ZM229 74H230V73H229ZM12 75H13V74H12ZM137 75H138V74H137ZM150 75H151V74H150ZM157 75H158V74H157ZM182 75H183V74H182ZM186 75H187V74H186ZM186 75H185V77H186ZM227 75H228V74H227ZM231 75H232V74H231ZM231 75H230V76H231ZM235 75H237V74H235ZM43 76H46V75H45V72H44V75H43V73H42V77H43ZM139 76H140V75H139ZM139 76H137V77L139 78ZM194 76H196V75H194ZM224 76H225V74H224ZM224 76H223V77H224ZM232 76H233V75H232ZM244 76H245V75H244ZM8 77H10V76H8ZM11 77H12V76H11ZM15 77H16V75L14 76V80L11 79V81H14V82H15V80H16ZM102 77H103V75L101 76V78H102ZM129 77H130V76H129ZM137 77H136V79H137ZM154 77H155V76H154ZM157 77H158V76H157ZM170 77H171V76H170ZM182 77H183V76H182ZM226 77H227V76H225L224 79H226ZM56 78H57V77H56ZM99 78H100V76L98 77V81L100 80ZM192 78H193V76H192ZM208 78H209V76H208ZM263 78H264V77H263ZM1 79H2V78H1ZM21 79H22V78H21ZM64 79H66V77H65ZM175 79H176V77H175ZM210 79H211V78H210ZM243 79H244V77H243ZM260 79H261V78H259V80H260ZM9 80H10V79H9ZM17 80H18V79H17ZM17 80H16V81H17ZM133 80H134V79H133ZM157 80H158V78H157ZM196 80H197V78H196ZM196 80L193 81V82L195 83ZM205 80H206V79H205ZM208 80H209V79H208ZM230 80H231V79H230ZM233 80H234V79H233ZM6 81H8V79H7ZM18 81H20V80H18ZM23 81L26 82L25 79H23ZM31 81H32V83H34L33 79H31ZM138 81H139V80H138ZM161 81H162V80H161ZM167 81H168V80H167ZM190 81H191V80H190ZM199 81H200V80H199ZM222 81H223V79H222ZM263 81H264V80H263ZM2 82H3V80H2ZM4 82H5V81H4ZM24 82H23V83H24ZM37 82H38V81H37ZM39 82H40V81H39ZM62 82H63V81H62ZM64 82H65V81H64ZM67 82H68V81H67ZM69 82H70V79H69ZM133 82H134V81H133ZM153 82H158V83H154L155 85H158V84L161 83V82L159 83V81H155V80H153ZM171 82H172V81H171ZM191 82H192V81H191ZM258 82H259V81H258ZM260 82H261V81H260ZM260 82H259V84H260ZM21 83H22V82H21ZM124 83H125V82H124ZM199 83H201V82H199ZM29 84L31 85V82H30ZM78 84H79V83H78ZM126 84H128V83H126ZM134 84H135V83H134ZM134 84H133V85H134ZM148 84L151 85L150 83H148ZM152 84H153V83H152ZM154 84H153V85H154ZM176 84H177V83H176ZM180 84H181V83H180ZM180 84H179V85H180ZM192 84H193V83H192ZM192 84H191V85H192ZM207 84H208V83H207ZM231 84H232V82H231ZM8 85H10V83H9ZM8 85H7V86H8ZM12 85H13V84H12ZM19 85H21V84H19ZM22 85H24V84H22ZM66 85H67V84H66ZM72 85H73V83H72ZM81 85H82V84H81ZM137 85H138V83H137ZM137 85H136V86H137ZM211 85H213V84H211ZM262 85H264V84L261 83V87H262ZM10 86H11V85H10ZM14 86H15V85H14ZM24 86H25V85H24ZM73 86H74V85H73ZM73 86H71V87H73ZM158 86H159V85H158ZM182 86H183V85H182ZM194 86H195V87H194ZM194 86H193V89H192V90H195L196 88L199 87V86L196 87V85H194ZM214 86H215V85H214ZM218 86H219V85H218ZM221 86H223V85H221ZM17 87H18V83H17V85H16V88H17ZM19 87H20V86H19ZM25 87H26V86H25ZM67 87H70V85H68ZM94 87H95V86H94ZM122 87H123V86H122ZM143 87H144V86H143ZM143 87H142V88H143ZM180 87H181V85H180ZM189 87H190V86H189ZM209 87H210V86H209ZM209 87H206V88H209ZM230 87H231V86H230ZM10 88H14V87H10ZM23 88H24V87H23ZM184 88H185V87H184ZM190 88H191V87H190ZM201 88H202V86L200 87V89H201ZM206 88L204 87V89H206ZM221 88H222V87H219L220 90H221ZM119 89H120V88H119ZM182 89H183V87H182L181 89H179V90H182ZM185 89H186V88H185ZM211 89H212V88H211ZM219 89H218V90H219ZM14 90H15V88H14ZM14 90H13V91H14ZM24 90H25V89H24ZM144 90H145V88H144ZM213 90H214V88H213ZM218 90H216V92H218ZM1 91H2V90H1ZM6 91H7V90H6ZM61 91H62V90H61ZM173 91H174V88H173ZM201 91H202V90H201ZM203 91H205V90H203ZM4 92H5V91H4ZM15 92H16V90H15ZM21 92H23V91H21ZM24 92H25V91H24ZM64 92H65V91H64ZM86 92H87V91H86ZM86 92L84 91V95H85ZM120 92H123V91H120ZM143 92H144V91H143ZM178 92H179V91H178ZM180 92H181V91H180ZM180 92H179V93H180ZM192 92H193V91H192ZM192 92H191V93H192ZM199 92H200V91H199ZM205 92H206V91H205ZM219 92H220V91H219ZM12 93H13V92H11V94H12ZM16 93H17V92H16ZM18 93L21 94L20 92H18ZM123 93H124V92H123ZM141 93H142V92H141ZM158 93H159V92H158ZM193 93L195 94V91H194ZM222 93H223V91H222ZM254 93H255V91H254ZM263 93H264V92H263ZM8 94L10 95V93H8ZM8 94H7V95H8ZM14 94H15V93H14ZM60 94H61V93H60ZM142 94H143V96H144L145 93H142ZM156 94H157V93H156ZM156 94H155V95H156ZM224 94H225V93H224ZM260 94H261V93H260ZM23 95H24V94H23ZM26 95H27V94H26ZM26 95H25V96H26ZM66 95H67V94H66ZM123 95H124V94H123ZM218 95H219V94L217 93V96H218ZM220 95H221V94H220ZM256 95H257V94H256ZM13 96H14V95H13ZM18 96H19V95H18ZM143 96H142V98H143ZM159 96H160V94L158 95V98H159ZM192 96H193V95H192ZM206 96H208L207 93H206ZM259 96H260V95H259ZM11 97H12V96H11ZM37 97H38V96H37ZM222 97H223V96H222ZM241 97H242V96H241ZM246 97H247V96H246ZM249 97H250V96H249ZM16 98H17V97H16ZM19 98H20V97H19ZM22 98H23V97H22ZM27 98H28V96H27ZM155 98H156V97H155ZM203 98H204V97H203ZM25 99H26V98H25ZM243 99H244V98H243ZM249 99H250V98H249ZM17 100H18V98L16 99V101H17ZM19 100L22 102L23 99H22V100L19 99ZM219 100H220V98H219ZM223 100H224V99H223ZM245 100H246V99H245ZM247 100H248V98H247ZM20 101H18L19 103L17 102L18 105L21 104ZM34 101H35V100H34ZM38 101H39V100H37V103H39ZM220 101H221V100H220ZM225 101H226V100H225ZM257 101H258V100H257ZM156 102H157V101H156ZM223 102H224V101H223ZM37 103L34 102V104H37ZM229 103H231V102H229ZM247 103H248V102H247ZM247 103H246V104H247ZM53 104H54V103H53ZM180 104H182V103H180ZM180 104H179V105H180ZM223 104H224V103H223ZM163 105H165V104L162 103V106H163ZM220 105H221V104H220ZM228 105H229V104H228ZM250 105H251V104H250ZM259 105H260V104H259ZM20 106H21V105H20ZM20 106H18L17 108H19ZM67 106H68V104L66 105V107H67ZM166 106H167V105H166ZM181 106H182V105H181ZM248 106H249V105H248ZM262 106H263V105H262ZM5 107H6V106H5ZM149 107H150V106H149ZM184 107H185V106H184ZM223 107H224V105H223ZM229 107H230V106H229ZM257 107H258V106H257ZM3 108H4V107H3ZM17 108H16V109H17ZM96 108H97V107H96ZM150 108H151V107H150ZM181 108H183V107H181ZM262 108H263V107H262ZM7 109H8V107H7ZM251 109H252V108H251ZM18 110H19V109H18ZM20 110H21V109H20ZM150 110H151V109H150ZM153 110H155V112H156L155 107H154ZM158 110H159V109H158ZM179 110L181 111V109H179ZM206 110H207V109H206ZM228 110H229V108H228ZM243 110H244V109H243ZM254 110H255V109H254ZM13 111H14V110H13ZM162 111H163V110H162ZM162 111H161V113H162ZM175 111H176V110H175ZM230 111H231V110H230ZM238 111H239V110H238ZM16 112H17V111H15V113H16ZM163 112H164V111H163ZM177 112H178V110H177ZM177 112H176V114H178ZM204 112H205V110H204ZM211 112H212V111H211ZM217 112L219 113V111H217ZM251 112H252V111H251ZM18 113H19V111H18ZM152 113H153V111L151 112V114H152ZM156 113H157V112H156ZM165 113H166V112H165ZM215 113H216V112H215ZM240 113H241V111H240ZM16 114H17V113H16ZM16 114H15V115H16ZM34 114H36V113H34ZM163 114H164V113H163ZM198 114H199V113H198ZM203 114H204V113L202 112V114L200 113V115H198V116H200V118H201V115H203ZM253 114H254V113H253ZM18 115H19V114H18ZM18 115H16V116H18ZM79 115H80V114H79ZM152 115H154V113H153ZM152 115H151V116H152ZM211 115H212V114H211ZM217 115H218V114H217ZM226 115H227V114H226ZM261 115H262V114H261ZM3 116H5V115H3ZM154 116H155V115H154ZM180 116H181V115H180ZM183 116H184V115H183ZM198 116H197V117H198ZM203 116H204V115H203ZM203 116H202V117H203ZM219 116H220V115H219ZM248 116H249V115H248ZM256 116H258V115H256ZM256 116H255V117H256ZM76 117H77V116H76ZM163 117H164V116H163ZM204 117H205V116H204ZM215 117H216V115H215ZM215 117H213V118H215ZM233 117H234V116H233ZM240 117H241V116H240ZM154 118H155V117H154ZM157 118H158V115H156V119H157ZM186 118H187V117H186ZM213 118H211V119H213ZM234 118H235V117H234ZM241 118H242V117H241ZM31 119H32L31 122H34V121H35V120H33L34 118H31ZM156 119H154V120H156ZM183 119H184V118H183ZM224 119H225V118H224ZM226 119H228V118H226ZM202 120H203V119H202ZM218 120H219V118H218ZM242 120H243V119H242ZM257 120H258V119H257ZM204 121H205V120H204ZM210 121H211V120H210ZM225 121H226V120H225ZM240 121H241V120H240ZM260 121H261V120H260ZM260 121H259V122H260ZM19 122H20V121H19ZM228 122H229V121H228ZM247 122H249V121H247ZM252 122H253V121H252ZM178 123H179V122H178ZM216 123H217V122H216ZM222 123H223V122H222ZM229 123H230V122H229ZM11 124H12V123H11ZM18 124H19V123H18ZM30 124H31V123H30ZM214 124H215V123H214ZM219 124H220V123H219ZM224 124H225V123H223V125H224ZM226 124H228L227 121H226ZM246 124H247V123H246ZM254 124H255V123H254ZM254 124H253V125H254ZM259 124H261V123H259ZM19 125H20V124H19ZM221 125H222V124H221ZM221 125H217V126L219 127V126H221ZM5 126H6V125H5ZM12 126H13V125H12ZM224 126L226 127V125H224ZM250 126H251V123H250ZM10 128H11V127H10ZM69 128H70V127H69ZM118 128H119V127H118ZM227 128H228V127H227ZM227 128H226V129H227ZM259 128H260V127H259ZM14 129H15V128H14ZM14 129H13V131H14ZM223 129H224V127H223ZM252 129H253V128H252ZM248 130L253 131L254 129L251 130V129L249 128ZM248 130H247V131H248ZM223 131L225 132V130H223ZM228 131H229V130H228ZM71 132H72V131H71ZM117 132H118V131H117ZM176 132H177V131H176ZM224 132H223V133H224ZM255 132H256V131H255ZM260 132H261V130H260ZM260 132H259V133H260ZM22 133H23V131H22ZM24 133H25V132H24ZM74 133H75V132H74ZM118 133H119V132H118ZM120 133H121V132H120ZM225 133H226V132H225ZM225 133H224V136L226 135ZM251 133H252V132H251ZM248 134H249V133H248ZM257 134H258V133H257ZM177 135H178V134H177ZM211 135H212L211 138H213V135H214V134H211ZM245 135H246V134H245ZM251 135H252V134H251ZM254 135H256V134H254ZM254 135H253V136H254ZM258 135H259V137H260V134H258ZM24 136H25V135H24ZM175 136H176V135H175ZM214 136H215V138H216V137H217V134L214 135ZM247 137H248V136H247ZM247 137H246V138H247ZM69 138H70V137H69ZM69 138L67 139L68 141L70 140ZM176 138H177V137H176ZM208 138H209V137H208ZM251 138H252V136H251ZM253 138H256V137H253ZM253 138H252V139H253ZM257 138H258V137H257ZM0 139H2V138H0ZM4 140H6V139H4ZM101 140H102V139H101ZM212 140H213V139H212ZM254 140H255V139H254ZM260 140H261V137H260ZM262 140H263V142L258 141V142L261 143V144L258 143V145H260V146H263V145H264V139L262 138ZM70 141H71V140H70ZM97 141H99V140H97ZM103 141H104V140H103ZM0 142H1V141H0ZM101 142H102V141H101ZM252 142H254V141L251 140V143H252ZM6 143H8V141H7ZM72 143H73V145L75 144V142H73V141H72ZM72 143H71V144L69 143V144L72 145ZM96 143H97V142H96ZM102 143H103V142H102ZM248 143H249V140H248ZM262 143H263V144H262ZM4 144H5V143H4ZM17 144H18V143H17ZM19 144H20V143H19ZM69 144H68V145H69ZM98 144H100V146L103 145V144L100 143V141H99ZM106 144H107V143H106ZM140 144H141V143H140ZM168 144H169V142H168ZM168 144H167V145H168ZM173 144H175V142H173ZM249 144H250V143H249ZM1 145H2V144H1ZM14 145H16V144H14ZM110 145H111V144H110ZM110 145H109V146H110ZM143 145H144V143H143ZM167 145H166V146H167ZM175 145H176V144H175ZM175 145H174V147H175ZM4 146H7V145H4ZM4 146H3V147H4ZM18 146H19V145H18ZM18 146H17V147H18ZM20 146H21V144H20ZM66 146H67V145H66ZM104 146H105V145H104ZM106 146H107V145H106ZM244 146H246V144H245ZM244 146H243V147H244ZM247 146L250 147L249 145H247ZM247 146H246V147H247ZM11 147H12V146H11ZM98 147H99V145H98ZM194 147H195V146H194ZM251 147H252V148H255L254 144H253V146H251ZM263 147H264V146H263ZM5 148H6V147H5ZM7 148H8V147H7ZM18 148H19V147H18ZM66 148L69 149V148H71V147L68 146V147H66ZM72 148H73V147H72ZM79 148H80V147H79ZM100 148H103V146L100 147ZM109 148H110V147H109ZM117 148H118V147H116V148H114V149H117ZM169 148H172V147L170 146ZM252 148H250V149H252ZM9 149H11V148H9ZM14 149H15V148H14ZM73 149H74V148H73ZM110 149L114 151V149H112V147H111ZM172 149H173V148H172ZM176 149H177V148H176ZM258 149H260L259 151H262V149H263L262 152H264V148L261 147V148H258ZM11 150H12V149H11ZM15 150H17V149H15ZM15 150H13V151H15ZM25 150H26V148H25ZM79 150H80V149H79ZM105 150H107V148H106ZM111 150H110V151H111ZM119 150H120V149H119ZM173 150H174V149H173ZM254 150H256V149H254ZM17 151H18V150H17ZM17 151H16V152H17ZM68 151H69V150H68ZM71 151H72V150H71ZM76 151H77V150H76ZM102 151H104V150H103V149L100 150V153H101ZM134 151H135V150H134ZM169 151H170V150H169ZM180 151H181V150H180ZM216 151H217V150H216ZM243 151H244V150H243ZM250 151H251V150H250ZM22 152H24V151H22ZM74 152H75V151L73 150V153H74ZM78 152H79V151H78ZM82 152H83V153H82ZM82 152H81L82 154H81V153H80V154L84 156V154H85L86 152H84V151H82ZM111 152H112V151H111ZM118 152H119V151H118ZM120 152H121V151H120ZM174 152H176V150H175ZM236 152H237V151H236ZM262 152H260V153H262ZM2 153H3V152H2ZM76 153H77V152H76ZM112 153H113V152H112ZM131 153H132V152H131ZM242 153H243V152H242ZM252 153H254V152H252ZM18 154H19V152H18ZM77 154H78V153H77ZM113 154H114V153H113ZM127 154H128V153H127ZM142 154H143V153H142ZM196 154H197V153H196ZM257 154H258V153H256V158L253 157V155H252V157H253V158L251 157L252 160H254V159L257 160V159H259V158H257ZM69 155H70V153H69ZM135 155H136V153H135ZM159 155H160V154H159ZM170 155H171V154H170ZM231 155H232V154H231ZM250 155H251V154H250ZM71 156H73L72 153H71ZM74 156H75V155H74ZM74 156H73V158H74ZM76 156H78V155H76ZM83 156H82V157H83ZM103 156H104V155H103ZM103 156H102V157H103ZM144 156H145V155H144ZM148 156H150V155H148ZM179 156H180V155H179ZM179 156H177V157H179ZM80 157H81V156H80ZM84 157H85V156H84ZM84 157H83V158H84ZM129 157H130V156H129ZM163 157H164V156H163ZM173 157H174V156H173ZM83 158H82V160H84ZM136 158H137V157H136ZM142 158H143V156H142ZM144 158H145V157H144ZM151 158H152V157H151ZM153 158H154V157H153ZM153 158H152V159H153ZM165 158H166V157H165ZM165 158L163 159L164 162H163V160H162V162H161V160H160L161 164H162L164 167H165V165L167 166V164H166V162H165V161H166ZM175 158H176V157H175ZM234 158H236V156H235ZM78 159H79V158H78ZM126 159H129V158H125L124 162H126ZM134 159H135V157H134ZM138 159H139V158H138ZM147 159H148V158H147ZM176 159H177V158H176ZM238 159H240V158H238ZM82 160L80 159V161H82ZM148 160H149V159H148ZM193 160H194V159H193ZM201 160H202V159H201ZM221 160H222V159H221ZM235 160H236V159H235ZM75 161H76V160H75ZM122 161H123V160H122ZM219 161H220V160H219ZM233 161H234V160H233ZM258 161H259V160H258ZM76 162H77V161H76ZM124 162H123V163H124ZM151 162H152V161H151ZM191 162H192V161H191ZM223 162H224V161H223ZM229 162H230V161H229ZM80 163H82V162H80ZM123 163H122V164H123ZM163 163H164V164H163ZM220 163H222V162H220ZM226 163H227V162H226ZM237 163H238V162H237ZM77 164H79V163H77ZM82 164H83V163H82ZM85 164H87V163L85 162ZM155 164H156V163H155ZM155 164H154V165H155ZM168 164H169V163H168ZM175 164H176V162H175ZM195 164H197V163H195ZM232 164H234V163H232ZM239 164H240V162H239ZM123 165H125V163H124ZM152 165H153V164H152ZM157 165H159V162H158ZM162 165H161V167H162ZM192 165H193V164H192ZM249 165H250V164H249ZM251 165H252V164H251ZM66 166H67V165H65V167H66ZM81 166H84V164L81 165ZM86 166H87V165H86ZM173 166H174V165H173ZM219 166H220V165H219ZM226 166H227V165H226ZM232 166H233V165H232ZM236 166H237V165H236ZM252 166H253V165H252ZM123 167H124V166H123ZM125 167H126V166H125ZM145 167H146V166H145ZM167 167H168V166H167ZM194 167H197V166H194ZM237 167H238V166H237ZM243 167H244V166H243ZM84 168H85V166L83 167V169H84ZM157 168H158V167H157ZM172 168H173V167H172ZM220 168H221V167H220ZM231 168H233V167H231ZM234 168H236V167H234ZM240 168H241V167H240ZM246 168H247V167H246ZM246 168H244V169H246ZM250 168H251V167H250ZM81 169H82V168H81ZM91 169H92V168H91ZM146 169H147V168H146ZM176 169H177V168L175 167L174 170H176ZM189 169H190V168H189ZM236 169H238V168H236ZM29 170H30V169H29ZM66 170H67V169H66ZM125 170H126V168H125ZM144 170H145V169H144ZM228 170H229V168H228ZM239 170H241V169H239ZM246 170H247V169H246ZM249 170H251V169H249ZM252 170H253V169H252ZM88 171H89V170H88ZM200 171H201V170H200ZM89 172H90V171H89ZM174 172H175V171H174ZM231 172H232V171H231ZM239 172H240V171H239ZM247 172H248V171H247ZM199 173H200V172H199ZM204 173H205V172H203L202 175H204ZM250 173H251V172H250ZM252 173H253V172H252ZM252 173H251L250 175H252ZM156 174H157V173H156ZM215 174H216V173H215ZM98 175H99V174H98ZM100 175H101V176H100ZM100 175H99V176H100V178H101V177H103L102 175H104V174H100ZM108 175H109L108 178H112V175H111V174H108ZM108 175H106V176H108ZM202 175H201V176H202ZM226 175H227V174H226ZM78 176H79V175H78ZM78 176H77V177H78ZM80 176H81V175H80ZM90 176H91V175H90ZM90 176H89V177H90ZM104 176H105V175H104ZM106 176H105V177H106ZM110 176H111V177H110ZM134 176H135V175H134ZM134 176H133V177H134ZM140 176H141V174H140ZM197 176H198V174H197ZM217 176H218V175H217ZM222 176H223V175H222ZM224 176H225V175H224ZM256 176H257V175H256ZM91 177H92V176H91ZM91 177H90V178L87 177L88 179L85 177V178H86L85 183H86V185H87V183L90 182V185H87V186H91V187H93L92 190H94V191H93L92 193H91V191L80 190V189L82 188V186H81L80 183H79V187L81 186L80 189H79V187H76V189H77V188H78V189L75 190L74 186H76V185L73 184V183H76V181H78L79 178L76 180L75 177H72V178H74L72 181L70 180L71 178H70V179H69V178H65V180H66V179H67V180L69 179V181L73 182V183H71V184H73V186H71V187L69 186V187H70V189L73 187L74 190H73V188H72L71 190H72V191H75L76 194L73 193V194H72L73 197L71 196V194H70V196H71L72 198H75V197H74V194H75L76 196H78V197H76V198H77L76 200H73V199H72V202H73V201H77V202H74L76 206H77L76 203L79 202V198H81V197H79V196L82 195V194L85 195L84 193H86L87 197H86V195H85V198H84L85 201L83 200V203L87 202V204H89V206L85 204V205L87 206V207H86L82 202H81L82 204L79 203V206H77V207H79L78 209H83V208H84V211H85V209L87 210L88 208L91 210L90 206L92 207V205H93L92 203L95 204V203H96V202H94L95 200H96V201L99 200L103 195H106V193H107V191L104 193V192L101 190L100 187H99L100 189L97 188V186L94 187L95 184H94V185H91V184H93L92 182H94L93 179H92ZM105 177H104V178H105ZM137 177H138V176H137ZM141 177H142V176H141ZM220 177H221V176H220ZM258 177H259V176H258ZM1 178H3V177H1ZM83 178H84V177H83ZM85 178H84V179H85ZM144 178H145V177H144ZM226 178H227V177L225 176L224 180H226ZM249 178H250V177H249ZM249 178H248V179H249ZM6 179H8V178H6ZM13 179H14V178H13ZM80 179H81V178H80ZM80 179H79V180H80ZM105 179H106V178H105ZM112 179H113V178H112ZM114 179H115V178H114ZM135 179H137V178H135ZM142 179H143V178H142ZM198 179H199V176H198ZM210 179H212V178H210ZM213 179H214V178H213ZM222 179H223V177H222ZM229 179H230V178H229ZM262 179H263V178H262ZM53 180L58 181V179H55V178H53ZM60 180H62V179H60ZM63 180H64V179H63ZM65 180H64V181H65ZM107 180H108L109 182L112 181L111 179H110V180L107 179ZM115 180H118V178H116ZM128 180H129V179H128ZM146 180H147V179H146ZM152 180H155V179H152ZM158 180H159V179H158ZM179 180H180V179H179ZM182 180H183V179H182ZM206 180H207V179H206ZM249 180H253V179L250 178ZM256 180H257V179H256ZM3 181H4V178H3ZM6 181H7V180H6ZM80 181H81V183H82V180H80ZM80 181H78V182H80ZM91 181H92V182H91ZM137 181L141 182L140 179H137ZM137 181H136V184H135L136 186H137V183H139V182H137ZM155 181H156V180H155ZM217 181H221V179H219V180H217ZM226 181H227V180H226ZM226 181H224V183H225ZM237 181H238V180H237ZM258 181H259V180H258ZM61 182H62V181H61ZM61 182H60V183H61ZM83 182H84V181H83ZM112 182H115V181L113 180ZM179 182H180V181H179ZM213 182H214V181H213ZM222 182H223V180H222ZM242 182H245V181L243 180ZM263 182H264V180H263ZM21 183H22V182H21ZM63 183H64V182H63ZM63 183H61V184H62V185H65L66 181H65L64 184H63ZM67 183H68V184L66 185V187H68V185H71V184H69L68 181H67ZM129 183H131V182H129ZM149 183L152 184L151 181H150ZM153 183H154V182H153ZM160 183H161V180H160L159 184H160ZM182 183H183V182H182ZM208 183H209V182H208ZM208 183H207V186H209ZM226 183H227V182H226ZM235 183H236V182H235ZM240 183H241V182H240ZM58 184H59V181H58ZM61 184H59L60 187H61ZM76 184H77V183H76ZM133 184H134V182H133ZM133 184H132V185H133ZM140 184H141V183H140ZM142 184H143V183H142ZM142 184H141V185H142ZM146 184H147V183H146ZM150 184H149V185H150ZM164 184H165V183H164ZM164 184H163V185H164ZM193 184H194V183H193ZM209 184H211V183H209ZM213 184H214V183H213ZM237 184H238V183H237ZM258 184H259V183H258ZM0 185H1V184H0ZM10 185H11V184H10ZM22 185H23V184H22ZM82 185H83V183H82ZM135 185H134V186H135ZM141 185H138V186L140 187ZM177 185H178V184H177ZM181 185H182V184H181ZM181 185H180V186H181ZM188 185H189V184H188ZM199 185H200V184H199ZM219 185H221V182H220ZM235 185H236V184H235ZM243 185H244V184H243ZM254 185H255V186H254ZM254 185H253L254 187L251 186V188H249V191H250V190H251V191H252V190H253V191H258V189L256 190L255 187L258 188L259 185H257V186H256V184H254ZM12 186H13V185H12ZM77 186H78V185H77ZM87 186H86V187H87ZM129 186H130V185H129ZM192 186H193V185H192V183H191L190 187H192ZM222 186H223V185H222ZM225 186H226V185H224V187H225ZM239 186H240V185H239ZM15 187H16V186H15ZM17 187H18V186H17ZM21 187H22V186H21ZM63 187H64V186H63ZM109 187H110V186H109ZM111 187H112V189H114V188H113V187H114L113 185H112ZM111 187H110V188H111ZM130 187H131L132 189H131ZM130 187H129L128 189H130V192H131V193L128 192V191H129L128 189H127L128 191H127V190H124L125 192L127 191L126 193L123 192V193H125V194H124L125 197L122 198V197L119 196L118 199L121 198V200H122L123 202H124V200H125L124 198H126V200L128 199L130 202L133 201V200L131 199V198H133V197H132V195H133V194H132V190H134V188H137V187H134V188H133V186H130ZM143 187H144V189H147V188H145V186H143ZM165 187H166V185H165ZM165 187H164V189H165ZM190 187L188 186V188H190ZM195 187H196V186H195ZM197 187H198V186H197ZM212 187H213V185H212ZM220 187H221V186H220ZM247 187H248V185H247ZM260 187H261V186H260ZM262 187H263V186H262ZM22 188H23V187H22ZM94 188L99 189V190H100L99 192L102 191V193H103L102 196H100V195H101V194H100V195L98 196V198H94L95 195H96L95 192L97 191V190H95ZM150 188H151V187H149V189H150ZM174 188H175V187H174ZM185 188H186V187H185ZM200 188H201V187H200ZM210 188H211V187H210ZM227 188H228V187H227ZM252 188H253V189H252ZM87 189H88V188H87ZM89 189H90V187H89ZM112 189H109V188L107 189V190H109V192H108L109 194H110V191H112ZM141 189H142V188L140 187L138 191L142 192ZM144 189H142V190H144ZM153 189H154V188H153ZM166 189H167V188H166ZM191 189H192V188H191ZM193 189H194V188H193ZM201 189H202V188H201ZM206 189H207V188H206ZM219 189H220V188H219ZM221 189H223V187H222ZM221 189H220V190H221ZM254 189H255V190H254ZM263 189H264V188H263ZM263 189L260 190L261 193L258 192V195L261 194L262 197H263V194H262V193H264V192H263V191H264ZM19 190H20V189H19ZM90 190H91V189H90ZM105 190H106V189H105ZM114 190H116V188H115ZM151 190H152V189H151ZM158 190H159V188H158ZM162 190H163V189H162ZM167 190H168V189H167ZM167 190H166V191H167ZM194 190H196V189H194ZM194 190H193V191H194ZM225 190H226V189H225ZM241 190H242V189H241ZM262 190H263V191H262ZM136 191H137V190H136ZM147 191L149 192L150 190H147ZM147 191H146L145 193L148 194ZM152 191H153V190H152ZM154 191H155V189H154ZM166 191H165V192H166ZM186 191H187V190H186ZM198 191L200 192L199 188H198ZM203 191H204V190H203ZM210 191H211V189H210ZM246 191H247V190H246ZM249 191H248V192H249ZM251 191H250V192H251ZM253 191H252L251 194H257V192H253ZM14 192H15V191H14ZM83 192H84V193H83ZM88 192H89L90 194H92V195L88 194ZM165 192H164V193H165ZM189 192H192V190L190 191V189H189ZM228 192H229V191H228ZM248 192H247V194H248ZM250 192H249V194H250ZM9 193H10V192H9ZM17 193H18V192H17ZM71 193H72V192H71ZM80 193H82V194H80ZM93 193H94L95 195H94ZM108 193H107V195H109ZM111 193H112V194H115V193H113V192H111ZM118 193H119V190H118ZM120 193H121V191H120ZM123 193H121V194L123 195ZM129 193H130V194H129ZM143 193H144V192H143ZM151 193H152V192H151ZM164 193H163V194H164ZM172 193H173V192H172ZM174 193H175V192H174ZM174 193L171 194V192H170V193L167 192V194H171L172 196H174ZM3 194H4V193H3ZM19 194H21V192H20ZM78 194H80V195H78ZM121 194H119V195H121ZM128 194H129V195H128ZM134 194H138V193H134ZM140 194H142V193H140ZM147 194H146V195H147ZM149 194H150V193H149ZM156 194H157V193H156ZM161 194H162V193H161ZM167 194H165V195H167ZM192 194H193V193H191V195H192ZM199 194H200V193H199ZM218 194H219V193H218ZM221 194H222V193H221ZM5 195H6V194H5ZM83 195H82V196H83ZM107 195H106V196H107ZM110 195H111V194H110ZM122 195H121V196H122ZM153 195H154V194H153ZM157 195H158V194H157ZM171 195H170V196H171ZM191 195H189V196H191ZM245 195H246V194H245ZM6 196H7V195H6ZM6 196H5V197H6ZM9 196H12V195L10 194ZM65 196H68V195L65 194ZM89 196H90L91 198L93 197V198H94V201H93V198L91 199V198H89ZM106 196H104V197H106ZM112 196H113V195H111L110 197L113 199ZM114 196H116V195H114ZM134 196L137 197L138 195H137V196L134 195ZM149 196H150V195H149ZM189 196H188V197H189ZM202 196H203V195H202ZM202 196H201V197H202ZM220 196H221V195H220ZM251 196H252V195H251ZM5 197H4V198H5ZM71 197L68 196V198H67V199H68L67 201H68L69 203L71 202V201H69V198H71ZM83 197H84V196H83ZM83 197H82V198H83ZM99 197H100V198H99ZM104 197H103V198H104ZM116 197H117V196H116ZM116 197H115V200L117 199ZM128 197H129L130 199H129ZM147 197H148V196H147ZM152 197H153V196H152ZM152 197H151V198H152ZM160 197H161V199H162V196H159V198H160ZM165 197H166V196H165ZM168 197H169V195H168ZM177 197L180 198V197H182V195L179 196V194H178ZM195 197L198 198V196H196V195H195ZM199 197H200V196H199ZM224 197H225V196H224ZM243 197H244V196H243ZM4 198H3V200H5ZM14 198H15V196H14ZM16 198H17V197H16ZM65 198H66V197H65ZM82 198H81V199H82ZM86 198H88L89 201H91V203H89L88 201H86ZM149 198H150V197H149ZM149 198H148V199H149ZM151 198H150V199H151ZM163 198H164V197H163ZM170 198H171V197H170ZM175 198H176V197H175ZM175 198H174V199H175ZM197 198H195V200H196ZM212 198H213V197H212ZM234 198H235V197H234ZM236 198H237V197H236ZM246 198H247V197H246ZM246 198H245V199H246ZM8 199H9V198H8ZM11 199H12V198H11ZM81 199H80V201H81ZM90 199H91V200H90ZM109 199H110V198H109ZM109 199L107 198V201H108V203H109V205H110L109 207H110V210H111V207H112V206H111V204H110L111 201H109ZM112 199H110V200H112ZM133 199H134V198H133ZM138 199H139V198H138ZM138 199H137V200H138ZM142 199H143V198H142ZM142 199H140V200L143 201L144 204H145L146 206H148V204L150 203V204H149V208H150V206H152V204H153L152 209H154V205H155V203H153V201H152V203L149 201L148 204H146V203H147L146 200L144 201V200H142ZM144 199H145V198H144ZM146 199H147V198H146ZM152 199H153V198H152ZM154 199H155V198H154ZM198 199H199V198H198ZM232 199H233V198H232ZM262 199H263V198H262ZM262 199H261V201H260V199H259L260 204H259V205H258V204L256 205V206H258V208L256 207V209H255V208H254V209H253V208H252V209H247V207H246L244 204H243V205H244L245 207L242 206V204H241V205L239 204V205L242 206V207L239 206L240 209H238V208L234 209L235 212H238V211L240 210V211H239V214L237 213V215H236V213H234V214L237 216L235 219L232 217V216H234V214L231 213V212H230L229 217H228V216H225L226 214H224L226 220H227V218H231V219H229V220H230V222H231L232 224H231V225L229 224V225H230L229 227H225V224H226L225 221H226V220L224 219V216H223V217L221 216L225 211H224L223 213H222V212L220 213V212L217 211V212H218V213H217V214H218L217 217L220 216V222L218 221L217 224H216L214 221H212V220L215 219L216 217H214V218H212V219H210L211 217H209L210 220L206 217L208 220L205 221V220L203 219V218H205V217H202L201 215H197V214H196L198 218L201 216V217H202L201 219H203V220L205 221V223H206V222H209L208 224H206V226H208V227L210 228L209 233H211L210 231H212V230L214 231V230H215L214 225H215V226L218 225L220 228H221V226H223L224 229H227V228H228V230H229V236H228V238L231 239L230 241H231L232 243H234L233 245L236 244V247H235L236 249H234V248L231 249L232 251L234 250V251H233V256H234L233 259H234V260L231 262L232 264H233V263H234V264H235V263H236V264H237V263H238V264H241V263H243V264H264V263H263V262H264V210H263V209H264V208H263V206H264V199H263V200H262ZM53 200H54V199H53ZM137 200H136V201H137ZM170 200L172 201V199H170ZM181 200H182V199H180V202H182ZM184 200H185V197H184L183 201H184ZM190 200L192 201L193 198H192V199H189L188 201H190ZM234 200H235V199H234ZM239 200H240V199H239ZM9 201H10V200H9ZM51 201H52V200H51ZM112 201H113V200H112ZM122 201H121V203H122ZM138 201H139V200H138ZM147 201H148V200H147ZM165 201H166V199H165ZM168 201H169V199H168L165 203H167ZM175 201H177V199H176ZM185 201H187V199H186ZM185 201H184V202H185ZM188 201H187V202H188ZM241 201L244 202L243 198L241 199ZM262 201H263V202H262ZM5 202H6V201H5ZM11 202H12V201H11ZM99 202H100L99 204H101V201H99ZM133 202H135V201H133ZM154 202H155V201H154ZM178 202H179V201H177V204H178ZM195 202H197V201H195ZM195 202H191V204H192V203L196 204ZM236 202H237V201H235V204H236ZM239 202H240V201H239ZM243 202H242V203H243ZM245 202H247V201H245ZM7 203H8V202H7ZM29 203H30V202H29ZM66 203H67V202H66ZM124 203L127 204L126 201H125ZM124 203H122V204H124ZM135 203H136V202H135ZM157 203H158V200H157ZM157 203H156V204H157ZM159 203H160V202H159ZM232 203H233V202H232ZM240 203H241V202H240ZM9 204H12V203H9ZM70 204H71V203H70ZM96 204H97V206H96ZM96 204H95V206L93 205V207H92V208H94V209H92L94 212L89 210L90 212H93V213H94V214H92L93 216L95 215V216H97V217H98V216H102V217H103V215H104L103 213L106 212V213H105L106 215H104V216H107V215H108L107 213H110V210H109V208H108V205H107V208H106V209H105V207H106V206H105V207H104V210H101V209H103V208L100 207V205L98 204V202H97ZM114 204H116V206H117L118 203L114 202ZM122 204H121V205H122ZM126 204L123 205V208H122L121 206H119V209H120V207H121L123 210H122V209L119 210V209L117 208V210L119 211V213H120L121 211H122V212L124 211V208H125ZM130 204H131V203L128 202V204H127L128 206H127V207H129ZM138 204H141V202H140V203L138 202ZM160 204H161V203H160ZM160 204H159V205H160ZM167 204H168V203H167ZM167 204H166V205H167ZM169 204H170V203H169ZM224 204H225V203H224ZM230 204H231V202H230ZM66 205H67V204H66ZM68 205H69V204H68ZM72 205H73V204H72ZM83 205H84L85 207H84ZM132 205H133V204H132ZM141 205H142V204H141ZM157 205H158V204H157ZM159 205H158V206H159ZM166 205H165V206H166ZM170 205H171V204H170ZM172 205H173V203H172ZM179 205H180V204H179ZM185 205H186V204H185ZM189 205H190V204H189ZM192 205H193V204H192ZM201 205H202V204H201ZM205 205H206V204H205ZM237 205H238V204H237ZM248 205H249V204H248ZM38 206H39V205H38ZM40 206H41V205H40ZM70 206H71V205H70ZM81 206H82V207H81ZM98 206H99V207H98ZM137 206H138V205H137ZM139 206H140V205H139ZM167 206H168V205H167ZM177 206H178V205H177ZM208 206L210 207V204H209ZM254 206H255V205H254ZM254 206H253V207H254ZM34 207H35V206H34ZM77 207L74 206L73 208H75V209L77 210ZM97 207H98V208H97ZM113 207H114V205H113ZM143 207H144V206H143ZM143 207H142V208H143ZM155 207H156L155 209H158L157 206H155ZM192 207H193V206H192ZM196 207H197V205H196ZM201 207H202V206H201ZM211 207H212V206H211ZM232 207H233V206H232ZM236 207H237V206H236ZM37 208H39V210H40V207H37ZM41 208H42V210L39 211V213H41L43 210H45L44 207H41ZM73 208H72V209H73ZM129 208H130V207H129ZM131 208H132V207H131ZM131 208H130V209H131ZM133 208H134V207H133ZM138 208H140V207H138ZM149 208H148V209H149ZM224 208H225V206H224ZM229 208H231V207H229ZM234 208H235V207H234ZM32 209H34V208H32ZM115 209H116V208H115ZM125 209H126V208H125ZM134 209H135V208H134ZM155 209H154V213H153V210L150 211V212H152V213L154 214V216H153V214L151 213V216H150V217H148V216L145 217V218H144V217H141V219L144 218V219L141 220L142 223H143V222L146 223V222H147V218H148V219H149V218L152 219V218H154V217L156 218V217L158 216L157 214H160V213H157V214H156ZM159 209H161V208H159ZM163 209H164V207H163ZM176 209L180 210L179 207L176 208ZM193 209H194V207H193ZM197 209L199 210V208H196V211H198ZM203 209H204V208H203ZM203 209H202V210H203ZM208 209H209V208H208ZM210 209H211V208H210ZM210 209H209V211H210ZM237 209H238V210H237ZM35 210H36V209H35ZM48 210L50 211V209H48ZM95 210H96V211H95ZM99 210L101 211V214H100V211H99ZM106 210H107V211H106ZM139 210H140V209H139ZM139 210H138V211H139ZM146 210H147V209L145 208L144 211H146ZM167 210H168V209H167ZM184 210H185V209H184ZM202 210H200L199 213H201ZM217 210H218V209H217ZM222 210H223V209H222ZM228 210L230 211V209H228ZM236 210H237V211H236ZM49 211H48V212H49ZM71 211H72V210H71ZM87 211H88V210H87ZM104 211H105V212H104ZM111 211H112V210H111ZM161 211H162V210H161ZM176 211H177V210H176ZM191 211H192V210H191ZM203 211H204V210H203ZM205 211H206V210H205ZM229 211H228V212H229ZM36 212H38V211L36 210ZM48 212H47V213H48ZM72 212H73V211H72ZM75 212H78V210L75 211ZM82 212H83V210H82V211L80 210V212L76 213V215H74L71 219H73V221H74V218H76L75 216H77V214H79V213L83 216V213H84V212H83V213H82ZM95 212H97V214H96ZM102 212H103V213H102ZM114 212H115V215H116V214H119V213H117L116 210H114ZM114 212H111V213H114ZM140 212H141V211H140ZM140 212H139V213H140ZM174 212H175V211H174ZM182 212H184L183 209H182ZM193 212H195V211H193ZM20 213H21V212H20ZM43 213L45 214V211L42 212V214H43ZM50 213H51V211H50ZM58 213H59V212H58ZM63 213H64V212H63ZM111 213H110L109 216L112 215ZM144 213H145V212H143L142 214H144ZM162 213H165V212L162 211ZM162 213H161V214H162ZM168 213H169V212H168ZM168 213H167V215H168ZM171 213L173 214V211H171ZM171 213H169V216L171 215ZM203 213H204V212H202V214H203ZM211 213H212V212H211ZM247 213H248V215H247ZM249 213H250V214H249ZM17 214H18V213H17ZM48 214H49V213H48ZM55 214H57V212H55ZM80 214H79V215H80ZM84 214H85V213H84ZM88 214H90V213H88ZM99 214H100V215H99ZM147 214H148V213H146L145 215H147ZM155 214H156V216H155ZM177 214H178V213H177ZM180 214H181V213H180ZM193 214H195V213H192V215H193ZM213 214H214V213H213ZM51 215H52V213H51ZM51 215H50V218H51ZM53 215H54V212H53ZM61 215H62V214H61ZM90 215H91V214H90ZM90 215H85V216H84L85 219H84V217H83V219H82L83 222H82V220H81V223H80V224H82V223H86V222L91 221V222H89V224H91V225H90L89 227L87 226V228H86L87 230H89L88 228H91V227L93 228L94 226H96V224H99L97 221L95 222V220H97V219L93 220L94 217H93V219H91L92 217H88L89 219H87V216H90ZM121 215H122V213H121ZM162 215H163V214H162ZM162 215H160V216H162ZM174 215H176V214L174 213ZM181 215H183V214H181ZM184 215H186V214L184 213ZM188 215H189V214H188ZM208 215H209V214H207V216H208ZM260 215H261V216H260ZM34 216H36V215H34ZM34 216H33V217H34ZM38 216H39V215L37 214V217H38ZM45 216H46V215H45ZM57 216H60V215H57ZM66 216H67V215H66ZM119 216H120V215H119ZM122 216H124V215H122ZM152 216H153V217H152ZM160 216H158V217H160ZM163 216H164V215H163ZM172 216H173V215H172ZM177 216H178V215H177ZM189 216H191V214H190ZM230 216H231V217H230ZM19 217H22V216L19 215ZM33 217H32V218H33ZM52 217H54V216H52ZM68 217H69V216H68ZM77 217L80 218V216H77ZM107 217H108V216H107ZM111 217H112V216H111ZM114 217H115V216H114ZM120 217H121V216H120ZM120 217H119V218H120ZM130 217H131V216H130ZM130 217L128 218V220L130 219ZM139 217H140V216H139ZM166 217H167V216H166ZM170 217H171V216H170ZM174 217H175V216H173L171 219H172V220L175 219ZM178 217H180V215H179ZM183 217H185V216H183ZM183 217H181V220L183 219V221H184V218H183ZM212 217H213V216H212ZM221 217H222V218H221ZM226 217H227V218H226ZM249 217H250V219H248ZM24 218H25V217H24ZM24 218H21V219H24ZM55 218H60V217H54V219H55ZM65 218H67V217H65ZM65 218H64V216H63V219H64V220H65ZM81 218H82V217H81ZM81 218H80V219H81ZM99 218L101 219V217H99ZM103 218H104V217H103ZM103 218H102V221L105 222V221L103 220ZM108 218H109V217H108ZM119 218H118V219H119ZM121 218H122V217H121ZM121 218H120L119 220H121ZM133 218H136V217L134 216ZM160 218H161V217H160ZM187 218H188V217H187ZM198 218H197V219H198ZM206 218H205V219H206ZM18 219H19V218H18ZM39 219H40V218H39ZM39 219H38V220H39ZM52 219H53V218H52ZM63 219H61V220L59 219V220H58L59 223L62 224ZM69 219H70V218H69ZM69 219H68V220H69ZM71 219H70V220H71ZM76 219H77V218H76ZM76 219H75V221H76ZM80 219H79V220L77 219V220L80 221ZM106 219H107V218H105V220H106ZM114 219H115V218H113V217L111 218V220H114ZM116 219H117V218H116ZM118 219H117V220H118ZM122 219H123V218H122ZM139 219H140V218H139ZM165 219H166V218H165ZM167 219H168V218H167ZM24 220H25V219H24ZM32 220H33V219H32ZM35 220H36V221H35ZM68 220H67V221L65 220V224H64V225H66L65 227H67V228L69 227V224L67 225ZM70 220H69V221H70ZM85 220H86V221H85ZM117 220H115V222H117ZM123 220H125V219H123ZM131 220H132V219H130V221H131ZM133 220H135V219H133ZM152 220H153V219H152ZM172 220H171V221H172ZM177 220L179 221L178 218H177ZM177 220H176V221H177ZM199 220H200V218H199ZM217 220H218V219H217ZM247 220H248V221H247ZM22 221H23V220H22ZM28 221H30V220H28ZM33 221H34L35 223L33 222L32 225H35L36 222H37V218H35ZM56 221H57V220H56ZM60 221H61V222H60ZM92 221H94V222H92ZM98 221H99V220H98ZM106 221H107V220H106ZM109 221H110V219H109ZM125 221H126V220H125ZM130 221H129V222H130ZM138 221H139V220H138ZM169 221H170V220H169ZM174 221H175V220H174ZM178 221H177V222H178ZM188 221H191V220L189 219ZM232 221H233V222H232ZM18 222H19V221H18ZM18 222L16 221L17 224H18ZM30 222H31V221H30ZM30 222H29V224L31 225ZM53 222H54V221H53ZM111 222H112V221H111ZM115 222H114V221L112 222L113 225L116 224ZM151 222H152V221H151ZM200 222H202V220H201ZM200 222H199V223H200ZM221 222H222V223H221ZM22 223H23V222H22ZM25 223H26V221L24 222V224H25ZM38 223H39V222H38ZM73 223H74V222H73ZM77 223H78V222H77ZM95 223H96V224H95ZM106 223H108V222H106ZM117 223H118V222H117ZM121 223H122V222H121ZM126 223H127V222H124L123 225L125 224V225H128L129 227L131 226V224L129 225V224H126ZM142 223H141V224H142ZM145 223H144L145 226L149 225L148 223H147V225H146ZM180 223L183 224L182 221L179 222V224H180ZM185 223H186V220H185ZM244 223H245V224H244ZM24 224H23V225H24ZM57 224H58V223H57ZM71 224H72V223H71ZM71 224H70V228H72V227H71ZM86 224H87V223H86ZM86 224H85V225H86ZM93 224H95V225H93ZM118 224H119V223H118ZM118 224H117V225H118ZM141 224H140V225H141ZM151 224H154V223H151ZM173 224L176 225V226H174V227H178V228H180V226H178V223L176 224V223L174 222ZM182 224H180V225H181V228H182ZM213 224H214V225H213ZM221 224H222V225H221ZM223 224H224V225H223ZM20 225H22V224L20 223ZM20 225H19V226H20ZM23 225H22V226H23ZM27 225H28V224H27ZM37 225H38V224H37ZM37 225L34 226V227H36V229H37ZM53 225H54V224H53ZM78 225H79V224H78ZM85 225H84V226H85ZM107 225H109V223H108ZM110 225H111V223H110ZM110 225H109V226H110ZM117 225H115V226H117ZM125 225H124V227H125ZM164 225H166V224H164ZM171 225H172V224H171ZM193 225H194V224H193ZM201 225H204V224H200V226H201ZM226 225H227V224H226ZM235 225H237L238 228H237V226H235ZM17 226H18V225H17ZM25 226H26V225H25ZM73 226H74V225H73ZM119 226H120V224H119ZM145 226H143V227H145ZM149 226H150V225H149ZM183 226H184V225H183ZM204 226H205V225H204ZM218 226H216V227H218ZM20 227H21V226H20ZM23 227H24V226H23ZM34 227H33V228H34ZM50 227H51V226H50ZM54 227H55V225H54ZM62 227H63V226H62ZM77 227H81V225H80V226H76V227H74V228L77 229ZM85 227H86V226H85ZM96 227H98V226H96ZM105 227H106V226H103L102 228H105ZM117 227H118V226H117ZM122 227H123V226H122ZM122 227H121V228H122ZM160 227H161V226H160ZM160 227H159V228H160ZM187 227H188V226H187ZM187 227H183L182 230H181V228H180L181 232H180V231H176V229L173 228L174 233H172L171 235L168 233V237H169V238L166 239V240H167L166 243H164L165 241H164L163 243H164V244H167V243H168V244H167L168 247L172 248L171 245L169 246V244H172V246H174L177 242H181V241L183 242V239H184L185 237L189 239V237H187V236H190V237H191L194 233H193V231L191 230V233H193V234L191 235V233L188 232ZM190 227H191V226H190ZM258 227L261 228V229H259ZM15 228H16V227H15ZM70 228H69V229H70ZM74 228H73V231H69V229H67L70 233L73 232V233H72L73 236L75 235V233L78 232V229H80V228H78L77 230L75 229V230H76V231H75ZM82 228H83V227H82ZM82 228H81V229H82ZM115 228H116V227H115ZM131 228H133V224H132V227H131ZM135 228H136V227H135ZM147 228H148V226H147ZM147 228L145 227L146 230H147ZM178 228H177V229H178ZM185 228H186V230H185ZM203 228H204V227H203ZM203 228L201 227V228H200V231H201V229L203 230ZM205 228H206V229L203 230V231L208 230L207 227H205ZM220 228H216V229H220ZM12 229H13V228H12ZM19 229H21V228H19ZM55 229H57V225H56V228H55ZM58 229H59V228H58ZM63 229H64V228H63ZM94 229H96V228H94ZM117 229H118V231H117ZM125 229H126V228H125ZM143 229H144V228H143ZM145 229H144V230H145ZM150 229H151V230H150ZM152 229L155 230V229L153 228V225H152V227H149V228H148V230H150V231H152ZM160 229H162V228H160ZM192 229H193V228H192ZM198 229H199V227L197 228V230H198ZM244 229H247L248 231L246 230V233H245V232H244V231H245ZM32 230H33V229H32ZM60 230H61V229H60ZM82 230H83V229H82ZM82 230H81V231H82ZM96 230H97V229H96ZM105 230H106V229H104V231H105ZM113 230H114V229H113ZM120 230H122V229L116 228V230L114 231V232H115V233H114V236H115V237H114L111 233H110V234H111L112 236L109 237L108 234H106V235H107V236H106L105 233L102 232V229H101L100 227H99V230H97L99 234H102V233H103V236L101 235L102 238H98V237L96 236V237H97L96 239L98 240L97 245H99V244L101 243V240H104L105 237H106V240H107V237H108V239H111L112 237H114L115 240L121 238V241H120V242H123V243L121 244L122 246H121L120 248H123V249L117 248V249L122 250V252L120 253V250H118V252L120 253V256H119L120 258L117 257V255H116L117 258L115 257L116 259H114V260H116V261H115L114 264H120V263L123 262L122 260H126V259H127L126 261L129 263L128 260H130L131 257L133 258V256H135V255L138 256V251L135 252V253L133 252V251H136V250H137V249L134 248V246H136L137 244L134 245V246H132V245L135 244L136 242H134V243L131 242V244L133 243L131 246L133 247L134 250H130V252H132L131 254L134 253V255H130V254H129V257H130V256H131V257H130V258L127 257V256H128V253H127V254H125V253L129 251V248H130V246H129L130 243H129V242L132 241V240H130L128 236H126V238H125V234H126V235L129 234L130 231H128V233H126V232L124 233L123 230H122V231H120ZM134 230H135V229H134ZM144 230H142V232H144ZM146 230H145V231H146ZM184 230H185V233H184ZM195 230H196V228H195ZM197 230L195 231L196 233H197ZM243 230H244V231H243ZM9 231H10V230H9ZM83 231H84V230H83ZM90 231H93V229L90 230ZM94 231H95V230H94ZM100 231H101V233H100ZM132 231H133V230H132ZM150 231H149V232H150ZM171 231H172V230H171ZM182 231H183V232H182ZM198 231H199V230H198ZM200 231H199V232H200ZM215 231H216V230H215ZM224 231H225V230H224ZM242 231H243L245 234H244ZM254 231H255V232H254ZM261 231H263V234H262V235H260V234H261V233H260ZM7 232H8V231H7ZM16 232H17V231H15V233H16ZM74 232H75V233H74ZM84 232H85V231H84ZM105 232H108V231H105ZM142 232H141V233H142ZM166 232H167V231H166ZM169 232H170V231H169ZM175 232H178V233L180 232V234H183V235H181V236L178 235V236H179V239H177L178 236H177V234H176ZM187 232L189 233V235H187ZM253 232H254V234L252 235ZM54 233H55V232H54ZM60 233H62V231H60ZM63 233H64V232H63ZM96 233H97V232H96ZM133 233H134V232H132V234H129V236H130V235H134ZM146 233H147V232H145V234H146ZM151 233H152V232H151ZM151 233H149V234H151ZM162 233H163V232H162ZM170 233H171V232H170ZM196 233H195V234H196ZM202 233H204V232H202ZM202 233H199V234L197 233L196 236L199 235V237H200V234H202ZM206 233H208V232H206ZM212 233H213V232H212ZM218 233H219V235H221L220 232H218ZM227 233H228V232H227ZM1 234H2V233H1ZM1 234H0V237H2ZM8 234L12 235L11 233H8ZM138 234H140V233H138ZM138 234H135V235H138ZM142 234H144V233H142ZM173 234H174V235H173ZM175 234H176V237H175ZM184 234H185V235H184ZM195 234H194V235H195ZM236 234H238V235H236ZM13 235H14V234H13ZM13 235H12V237H13L12 240H10V237H11V236L9 237L8 240H6L7 238H5V237H7L8 235H7V234L4 235V233H3V237H2V238H3V239L5 238V239L3 240V239L0 238V240H3V242H2V241L0 242V243H3V246H4V242H8L9 244L11 243V244H10L11 246H10L9 244H7L8 246H10L9 248H10V250H11V253H8V252H10V251H8L9 249H8V250H7V249L4 250V248H3V250H4L5 252L8 251L7 253L9 254V256H8V254H6V255H7L9 258H10V257H13V256H16V257H17V255H13V256H12V251H13V254H14V253H15V252H14L15 250H13V249L16 248V247H14V246H15L14 243L17 242V241L14 240V237H15V238H17V237H16V236H13ZM18 235H21V234L18 232ZM28 235H30V234H28ZM69 235H71V234H69ZM79 235H80V234H79ZM84 235H85V234H83V236H84ZM89 235H93V234H89ZM104 235H105V236H104ZM147 235H148V234H147ZM147 235H144V237H147ZM155 235H156V234H155ZM159 235H160V234H159ZM169 235L172 236V237L170 238ZM186 235H187V236H186ZM210 235H211V234H210ZM24 236H25V234H24ZM36 236H37V235H36ZM57 236H59V235H57ZM60 236H61V235H60ZM75 236H76V235H75ZM83 236H79V238H80V237H81V238H84L83 241L86 242L87 246H88V244H91V243H92V246L90 245V246H91L90 248H92V250H91V249H90V250H91L92 252L88 250V251L90 252V254H91V253L93 254V252H94V255L97 256V253H98V252H99V254H100V251H101V250H102V252L104 251V253L101 252V256H100V257H102V259H99L100 261H99V260H98V261L96 260L97 258H99V257H98L99 254H98L97 257L93 256V257L95 258V260H96L99 264H101V263H102V264H105V263H103V261H105V260H107V261H106V262H107L106 264H108V263L111 264V261L114 262L113 259L111 260V255L113 254V253H112V252H113L112 250H114V248L111 249V247H113V246H111L112 244L110 243V240H109V243H105L106 246L103 244L104 242H102V244H103L105 247H103L104 249H103V248L101 249V246H102V244H101V246L99 245L101 250H99V247H98L97 245L94 246L95 243H93V242H91V241H89L90 243H87L88 238H87V241H85V238H86V237H85V236L83 237ZM86 236H87V235H86ZM98 236H99V235H98ZM142 236H143V235H142ZM150 236H151V237L148 236V237H149L148 239H151L150 242H154V241H152V240L155 239V240H156V241H155L156 244H158L159 241L161 242L160 239L163 238V237H162V238L159 237V238H158V243H157V238H156V237L153 238L152 235H150ZM161 236H163V235H161ZM164 236L167 237V235H165V234H164ZM173 236H174V237H173ZM182 236H183V237H182ZM204 236H205V237L208 236V238L210 237L209 234H208V235H203V237H204ZM230 236H231V237H230ZM20 237H21V236H20ZM20 237H18V238H20ZM37 237H38V236H37ZM53 237H55V236H53ZM61 237H62V236H61ZM88 237H89V236H88ZM133 237H134V236H133ZM133 237H132V238H133ZM135 237H136V236H135ZM138 237H139V236H138ZM180 237H181V240H180ZM211 237H214V236H211ZM22 238H23V237H22ZM34 238H35V236H34ZM39 238H40V235H39ZM41 238H42V237H41ZM55 238H56V237H55ZM57 238H59V237H57ZM68 238L72 239L71 236L68 237ZM74 238H75V237H74ZM74 238L72 239L73 241H74ZM81 238H80V239H81ZM92 238H94L93 240L96 241L94 235L91 236V239H92ZM130 238H131V236H130ZM132 238H131V239H132ZM136 238H137V237H136ZM152 238H153V239H152ZM174 238H175V239H174ZM182 238H183V239H182ZM193 238H194V237L192 236V237H191V240L189 239V241H190L191 244H189L188 246H189V247H191V246H192V247H193V246L195 247V245H196V246H197V250L200 249L199 251H201V252L203 253V255L206 256V254H207V255L209 256L210 254L207 253V252H209V251H207V250L213 251L212 249H210L211 246H213L212 242H211V243H209V242L207 243V240H206L207 245L204 243V244H205V248H204V247L202 248V247H200V246L203 244V242H202V243L199 242L200 244H199V243H196V242H198V241L195 242V239L193 240ZM200 238H202V236H201ZM200 238H199V240L202 241L203 238H202V239H200ZM208 238H207V239H208ZM215 238H216V237H215ZM220 238H222V237H220ZM23 239H24V238H23ZM35 239H36V238H35ZM52 239H53V238H51V241H52ZM60 239H61V238H60ZM80 239H79V241H82V239H81V240H80ZM89 239H90V238H89ZM99 239H100V240H99ZM145 239H146V238H145ZM170 239H171L172 241H171ZM176 239H177V241H174V242H173V240H176ZM197 239H198V238H197ZM210 239H211V238H210ZM217 239H218V236H217L216 240H217ZM13 240H14V241H13ZM24 240H25V239H24ZM46 240H47V239H46ZM76 240H77V239H75V242H73V244H74L73 246H75ZM93 240H92V241H93ZM111 240H112V239H111ZM122 240H123V241H122ZM129 240H130V241H129ZM135 240H136V239H135ZM142 240H143V239H142ZM142 240H141V241H142ZM163 240H164V239H163ZM163 240H162V241H163ZM184 240H185V239H184ZM186 240H187V239H186ZM203 240H205V239H203ZM213 240H214V239H213ZM238 240H239V241H238ZM53 241H54V239H53ZM65 241H66V240H65ZM68 241H69V240H68ZM70 241H71V240H70ZM112 241H113V240H112ZM137 241H138V240H137ZM144 241H145V240H144ZM169 241H171V243H170ZM29 242H31V239H29ZM29 242L27 243V241H26V243H27L28 245H29ZM45 242H46V241H45ZM84 242H83V243H84ZM96 242H97V241H96ZM106 242H108V240H107ZM113 242H114V241H113ZM142 242H143V241H142ZM145 242H146V243H143V244H147V246H146V245L144 246V247H145V249H144L145 251L142 250V252H146V253H147V251H148V250L150 251V249H151V248H149V247L151 246V245H150L151 243H150V242H147V241H145ZM155 242H154V243H155ZM204 242H205V241H204ZM223 242L225 243V241H223ZM19 243H20V240H19ZM21 243H23V242H21ZM24 243H25V241H24ZM66 243H67V242H66ZM81 243H82V242L77 243V244L81 245ZM83 243H82V244H83ZM137 243H138V242H137ZM139 243H141V242H139ZM139 243H138V244H139ZM149 243H150V244H149ZM187 243H188V242H187ZM213 243H214V242H213ZM215 243H216V242H215ZM224 243H222V244L224 245ZM226 243H227V242H226ZM226 243H225V244H226ZM228 243H229V242H228ZM228 243H227V245H228ZM68 244H70V242H69ZM84 244H85V243H84ZM109 244H111V245H109ZM173 244H174V245H173ZM183 244H185V241H184ZM197 244H199V245H197ZM204 244H203V245H204ZM5 245H6V243H5ZM12 245H14L13 248H12ZM24 245H26V244H24ZM24 245H23V246H24ZM107 245H109V247H108ZM119 245H120V244H119ZM119 245H118V246H119ZM178 245H180V244L177 243V245H175V247L178 246ZM203 245H202V246H203ZM208 245L210 246V248H209V247L206 248V246H208ZM223 245H222V246H223ZM3 246H2V247H3ZM8 246L5 247V248H8ZM85 246H86V245H84V246L82 245V247H84V248L80 247V250H81V248L84 250V249H85ZM115 246H116V244H115ZM115 246H114V247H115ZM137 246H139V245H137ZM156 246H157V245H156ZM159 246H160V244H159ZM163 246H164V245H163ZM165 246H166V245H165ZM180 246H181V245H180ZM180 246H179V247H180ZM188 246H187V247H188ZM228 246H230V245H228ZM228 246H227V247H228ZM24 247H25V246H24ZM78 247H79V246H78ZM93 247H95V248L97 247L98 250H97V248L94 249ZM116 247H117V246H116ZM189 247H188V249H189ZM198 247H200V248H198ZM214 247H215V246H214ZM225 247H226V245H225ZM225 247L222 248V250H221L222 253H223V251L225 250L224 253H223V254L220 253V254H222V255L230 254V255H228V256H224V259H223V260H225V258L228 257V258L226 259V261H224V264H225V262H227V260L229 259V256L231 257V253L226 252V251L229 250V249H228L229 247L227 248L228 250H226ZM232 247H234V246H232ZM0 248H1V247H0ZM75 248H76V247H75ZM148 248H149V249H148ZM160 248L164 249L163 247H160ZM180 248H181V247H180ZM185 248H186V247H185ZM212 248H213V247H212ZM67 249H68V248H67ZM87 249H88V247H87ZM105 249H106V250L111 249V251H112L111 253H112V254H111L110 252H108V251H105ZM131 249H132V248H131ZM147 249H148V250H147ZM165 249H167V248H165ZM173 249H174V248H173ZM177 249H178V247H177L175 250L178 251L179 249H178V250H177ZM186 249H187V248H186ZM188 249H187V250H184V248H181L180 250H184V251H183V252L178 251V253L180 252V254L177 255L178 257L182 254V255H181L182 257L180 256L179 260H180V259H181V260H184V259L187 258L188 261L191 260L190 263H191L192 261H195L194 264H195V263H196V264H201L202 262H203V263H204V262H208L210 259H212V261H213V258H212L211 255H210V256H209L210 259H209V258H208L209 260L207 259L208 261L204 259L205 261L203 260V261L201 262L200 260H202V258H204L205 256L201 257V256H202V253L200 252L201 254H200V253L197 254L198 251L196 252L197 255H195L194 251L196 250V247H195V248H192L191 251H190V249H189L190 252L188 251ZM1 250H2V249H0V251H1ZM64 250H65V249H64ZM71 250H72V249H71ZM76 250H77V249H76ZM83 250H82V252H83ZM93 250H94V251H93ZM95 250H96L97 252H96ZM127 250H128V251H127ZM156 250H157V249H156ZM159 250H160V249H159ZM167 250H172V249H167ZM4 251H3V252H4ZM53 251H54V250H53ZM69 251H70V250H69ZM77 251H79V250H77ZM77 251H76V252H77ZM84 251H86V249H85ZM88 251H87V253H88ZM149 251H148V252H149ZM157 251H158V250H157ZM162 251H163V250H162ZM162 251H161V252H162ZM176 251H175V252H176ZM186 251H188V253H187ZM192 251H193V253H192ZM221 251H220V252H221ZM5 252H4V253H5ZM56 252H57V251H56ZM64 252H66V251H64ZM80 252H81V251H80ZM82 252H81V253H82ZM105 252H106V254H107V253H109V255L111 254L110 256L106 257V258H108V259H105V256H106V255H105ZM116 252H117V251H116ZM116 252H115V253H116ZM140 252H141V251H140ZM161 252H160V254H161ZM165 252H168V251L165 250L163 253H165ZM172 252H173V250H172ZM175 252H173V253H175ZM185 252H186L187 255L185 254ZM256 252H257V254L255 255ZM0 253H1V252H0ZM4 253H3V254H4ZM48 253H49V252H48ZM60 253H61V252H60ZM87 253H86V254H87ZM136 253H137V254H136ZM151 253H152V252H149V254H151ZM189 253H190L191 255L193 254L194 256H198V255H200V257H198L199 259H197V257H193V256H191ZM204 253H205V254H204ZM215 253H216V255H217L218 252H215ZM215 253H214V255H215ZM225 253H226V254H225ZM49 254H51V253H49ZM55 254H57V253L54 252V253L52 254V257H53V255H55ZM76 254H77V253H76ZM79 254H80V253H79ZM84 254H85V252H83V255H84ZM88 254H89V253H88ZM103 254H104L105 256H104ZM116 254H117V253H116ZM121 254H122V256H121ZM140 254H141V253H139V255H140ZM147 254H148V253H147ZM147 254H146V256H143V255L141 254L142 256L140 255V256L137 257V258H136V256H135L134 258H136L135 260L138 261L137 263H139V262L141 261L142 264H147V263H149V264H162V262H164L163 264H165V258H164V257H161V258H160V256L155 255V254H156V251H155V254H153V256H154V255L156 256V257L154 256L155 259H153L152 254H151V257H152L151 259H152V260H150V256H149V260H148V259H147V258H148ZM158 254H159V253H158ZM168 254H169V253H168ZM168 254L166 253V255H168ZM176 254H177V252H176ZM183 254H184V255H183ZM212 254H213V253H212ZM4 255H5V254H4ZM4 255H3V256H4ZM10 255H11V256H10ZM47 255H48V254H47ZM61 255H64V256H60V258L62 257V259H63V258L65 257V254H64V253H63V254L61 253ZM70 255H71V253H70ZM81 255H82V254H81ZM107 255H108V254H107ZM124 255H126V256H125V259H124ZM144 255H145V254H144ZM166 255H165L166 258L169 257V256H166ZM169 255H170V254H169ZM216 255H215V256H216ZM218 255H219V254H218ZM58 256H59V255H58ZM66 256H67V255H66ZM74 256H75V255H74ZM87 256H89V255H87ZM90 256H91V255H90ZM103 256H104V257H103ZM112 256H113V255H112ZM188 256H189V257H188ZM219 256H220V255H219ZM0 257H2V256H0ZM70 257H71V256H70ZM80 257H81V256H80ZM157 257L160 258V260L157 259ZM173 257H175V256H173ZM184 257H186V258H184ZM206 257H207V256H206ZM217 257H218V256H217ZM221 257H222V256H220V258H221ZM5 258H7V257H5ZM14 258H15V257H14ZM53 258H54V257H53ZM55 258H57V257H55ZM55 258H54V259H55ZM65 258H66V257H65ZM71 258L74 259L73 256H72ZM71 258L69 259V261L71 260ZM82 258H83V257H82ZM94 258H93V259H94ZM109 258H110V259H109ZM113 258H114V257H113ZM118 258H119V259H118ZM134 258H133V259H134ZM163 258H164V259H163ZM218 258H219V257H218ZM222 258H223V257H222ZM222 258L220 259L221 262H223ZM62 259H61L60 261H64V260H62ZM85 259H86V257H85ZM85 259L83 258V261H84ZM87 259H91V258H88V257H87ZM87 259H86L85 261H87ZM103 259H105V260H103ZM117 259H118V260H117ZM138 259H139V260H138ZM167 259H168V258H167ZM177 259H178V258H176V260H177ZM214 259H215V258H214ZM4 260H6V263H5V264H10V262H9L10 259L8 260V258H7V259H4ZM4 260H2V259L0 260L2 264H4V263L2 262V261H4ZM7 260H8V261H7ZM11 260H12V259H11ZM56 260H57V259H56ZM56 260L53 261V260L51 259V261L55 262V263H53V264H58V263H59V264H63L62 262H58V263H57ZM58 260H59V258H58ZM67 260H68V259H67ZM75 260H77V259H75ZM110 260H111V261H110ZM135 260H134V261H135ZM154 260H155V262H156V260H157L158 262L155 263ZM196 260H197V261H196ZM262 260H263V262H261ZM31 261H32V260H29V262H31ZM78 261H80V259L77 260V262H78ZM91 261H92V260H91ZM91 261H90V262H87V264H88V263H89V264H90V263H91V264H94V263H92ZM101 261H102V262H101ZM108 261H110V262H108ZM136 261H135V262H136ZM152 261H153L154 263H153ZM167 261H168V262L170 261V262H169L170 264H172V263H175V264H176V263H177V261H176V262H174V261L172 262V259L170 260V257H169V260H167ZM199 261H200L201 263H199ZM220 261H219L218 263H219V264H223V263H221ZM238 261H239V262H238ZM32 262L34 263V261H32ZM64 262H65V261H64ZM94 262H95V261H94ZM100 262H101V263H100ZM113 262H112V263H113ZM116 262H117V263H116ZM130 262H132V261H130ZM141 262H140V263H141ZM183 262H184V261H183ZM214 262H215V260H214ZM240 262H241V263H240ZM50 263H51V262H50ZM67 263H68V261H67ZM79 263H80V262H79ZM84 263H85V262H84ZM84 263H83V264H84ZM125 263H126V262H125ZM209 263H210V262H209ZM212 263H213V262H211V264H212ZM35 264H37V263H35ZM70 264H71V263H70ZM95 264H96V263H95ZM122 264H123V263H122ZM126 264H127V263H126ZM132 264H133V263H132ZM166 264H167V263H166ZM178 264H182V261H181V263H178ZM204 264H205V263H204ZM215 264H217V263H215Z\"/></svg>", "mask_w": 264, "mask_h": 264}, {"label": "snow or ice", "instance_id": "snow-or-ice-1", "mask_svg": "<svg viewBox=\"0 0 264 264\" xmlns=\"http://www.w3.org/2000/svg\"><path fill=\"white\" fill-rule=\"evenodd\" d=\"M14 7H17L16 5H7L6 8L8 9H11V8H14ZM34 7H38V8H44V9H47L49 11H54L56 10L58 7H62L60 5H57L55 3H45V4H38V5H35ZM262 7H264V0H262ZM5 15L7 16L8 13L7 11L5 12ZM262 47H264V39H262ZM261 132H262V137H264V124H262V127H261Z\"/></svg>", "mask_w": 264, "mask_h": 264}]
</instances>
